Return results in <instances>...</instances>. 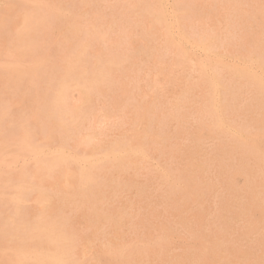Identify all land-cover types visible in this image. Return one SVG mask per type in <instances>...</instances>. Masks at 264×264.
<instances>
[{
    "label": "rangeland",
    "instance_id": "1",
    "mask_svg": "<svg viewBox=\"0 0 264 264\" xmlns=\"http://www.w3.org/2000/svg\"><path fill=\"white\" fill-rule=\"evenodd\" d=\"M19 1L18 0H13V1L12 0H0V126L2 127V128L0 127V129H2V130H0V133H1L0 134V137H1L0 142L1 141L3 142V140L5 141V144H4V142L3 143L1 142L2 143V145H1V143H0V150L2 151L4 149L3 152H0L1 153V155H0V164L1 165L0 166H2V167H0V168H2L0 170L2 171L4 169V170H6L8 172V174H6L7 172L4 171V173L6 174V176H4L5 174L3 173V171L2 172L0 171L1 174H2V175H0L1 176L0 183L2 184V182H3L2 185L0 184V196H2L0 198V204H1L0 205V216H1V213H2V216H1L2 220L0 219V221H1L0 222V228L3 229V227H4V230L0 229V234L3 236L2 237L0 235V239H3V240H0V244L2 245V246L0 245V250H4L6 252V249H7L6 256H7V258H9V260L5 259L6 258L5 257V252L0 251V255H2V256H0V258H1L0 259L1 263L0 264H9V263L12 264L13 263L12 261H14L13 264H16L19 261V259L21 260V263L19 261L18 264H22L23 262L25 263L26 259L27 260L29 259L28 261L26 260V264H31V263L35 264L36 263L35 262L36 259L38 261L41 260L40 262L37 261V263H40V264H46L48 261L51 262L50 261L51 259H52L51 263H54V264H60L61 262H62L61 264H63L64 262H66L64 264H68V263L70 264V262H71V264H75V262L77 264H81V263H83V264H100V261H101L102 264H123L124 262L126 264H133V263L134 264H137V263L138 264H149V263L150 264H160V263L164 264L165 262H166L165 264H183V262H184V264H193V263L194 264H255V262H256V264H258V263L261 264L263 262V264H264V251H262V250H264V245H263L264 244V240H263L264 239V235H263L264 234V228H263L264 225H262V224H264V215H263V213H264V205H263L264 204V196H263L264 195V189H263L264 188V181H263L264 180V157H262L264 155L260 154V153H264V142L262 141L263 139L261 138L260 134H258V131L257 132L254 131L255 129L252 130V131H249L246 128L245 129L242 128V130H243L242 131L240 127H235V126H231V125L229 127L227 123L225 124V121H224L225 118H224V115L222 113L223 110H222L221 106L217 104V100H216L217 99V91H216L217 90V86L215 87V85H217L216 84L217 80H216V76H215L216 72H214V70L216 71V67L220 66V61H217V60H221L223 65H225V63L227 64V62L229 60V56L227 55L228 52H226L227 48L226 47L223 48V46L221 45V42H220L221 38L222 37H224V38L231 37L232 34L237 30L238 27H241V30H243L242 37H243V41H244V46L242 48L241 53H243L244 55L242 54V56H243L242 61L245 62V64H247V66L249 68L251 67L250 69H253V70L263 69L264 70V67H263L264 66V61H263V59H264V55H263L264 54V49H263L264 48V46H263L264 45V39H263L264 38V0H259V2H258V0H151V1L150 0H122V1H125V4H124V2L120 3V2H122L120 0H105V1L102 0L103 2L101 0H97V1L94 0L95 2L93 0H85V1L82 0V2L79 1V0H74V2L72 0H65V1L64 0H45V1L44 0H30L28 2L26 0V1H24L25 4L22 3L23 0H21L22 1V2H20L21 4L19 3ZM54 1H57V2H54ZM62 1L66 2V3H62ZM87 1H89V2L92 1V2L89 3V6H88V2ZM128 1L129 2L131 1V3L129 4ZM108 2H109V5H108ZM117 2H119V3H117ZM42 3H44V4H42ZM45 3H48L47 4L48 6ZM67 3H69V4H67ZM49 4H51L50 6L52 8L49 6ZM59 4H60V6H59ZM70 4H72V5H70ZM94 4L97 5V6H95ZM151 4H153V5H151ZM35 5H37L39 8L43 9V10L39 9V11H40L39 14L37 13L38 12V7H36ZM101 5H103V6L100 7ZM145 5H146V7H145ZM172 5H174V6L172 7ZM56 6H58L59 8L57 9ZM64 6H65V8H64ZM117 6L119 7L120 10L118 9ZM127 6H129V7H127ZM181 6H182V8H181ZM61 7H62V9L60 11ZM85 7H86V9H85ZM89 7H91V8H89ZM98 7L101 10L98 9ZM143 7H145L146 10H144L145 8L143 9ZM148 7H149V9L153 8L152 9L153 12L151 10H149ZM157 7L161 8V9L160 8L158 9L160 11L157 10ZM45 8L47 10H45ZM77 8H78L79 12L81 11L80 13L78 12V10H76ZM112 8H113V10H112ZM137 8H138V10H137ZM141 8H142V10H141ZM56 9L59 10L58 12H60V13L62 12V14H60V13L57 14L56 13L57 12ZM68 9H69L70 13H68L69 12ZM71 9H73V10H71ZM91 9L94 10L93 11L94 13L92 12ZM122 9H124L125 12L127 10V12L125 13ZM135 9H136V11H135ZM180 9L182 11H180ZM34 10L35 11L37 10V11L35 12ZM102 10H103V12L104 11L105 12L104 13L101 12ZM156 10H157V13L155 12ZM184 10L186 12H184ZM32 11H34V12H32ZM47 11L48 12L51 11V12L48 14ZM137 11H139V12L143 11V12L139 13L140 15L143 16V18H142V16L138 17L139 14H137L138 13ZM175 11H176V13H175ZM177 11H180V13H178ZM30 12H31V14H30ZM44 12H46L44 16L40 15L41 13L43 14ZM71 12H72V14H71ZM82 12H84L86 14H84ZM115 12L118 15L117 19H116L117 15L115 14ZM129 12H131V13H129ZM146 12L148 13V15L145 14ZM158 12H160V13H158ZM172 12L175 13V14H173ZM182 12H183V15H182ZM32 13H34L36 15V18L34 17L35 15L32 14ZM63 13H65V14H63ZM95 13H96L97 16L95 15ZM98 13H99V16H98ZM102 13H103L104 17L102 15ZM119 13H120V15H119ZM143 13H144V15H143ZM37 14L39 15L38 18H37ZM55 14L58 15L59 18H57V16H55ZM67 14H69V15L71 14V17H69V15H67ZM89 14L92 15V19H91V17L90 18L88 17ZM122 14L124 16H122ZM125 14H127V17H128L127 19H126ZM155 14H157V15L159 14L158 16H160V19L164 18V19H162L163 21H161L159 18H157L158 16L155 15ZM49 15L51 17H49ZM65 15L69 17V18L66 17L68 20H66ZM74 15L76 17H79L81 15V18H82V15H83L84 19L83 18L82 19L79 18V20H78V18H76V20H74L75 19ZM94 15H95V17H94ZM134 15H136L135 16L136 18L134 17ZM178 15L181 17V19H178V18H180V17H178ZM41 16H42V18L46 17V19L48 17V19L47 20L46 19H42ZM63 16H64V18H63ZM110 16L113 17L112 20H111ZM182 16H184L185 19ZM32 17H34V18H32ZM96 17L98 19H100V20H98ZM133 17H134L135 21H134ZM165 17H166V19H165ZM62 18L64 19V22H66V23L68 22L66 26H65L66 23L63 22ZM72 18H74V19H72ZM154 18L158 19L159 23H157L158 21L155 20ZM52 19L54 21H52ZM59 19H60L61 24L59 22ZM89 19H90V21H89ZM38 20H39V23H38ZM48 20H50V21H48ZM124 20L127 21V22H125ZM136 20H138V21H136ZM174 20H175V22H174ZM74 21L75 22L77 21L76 22L77 24ZM78 21L81 22L80 23L81 26L78 24L79 23ZM186 21H188V22H186ZM71 22L76 24V25L73 27L72 25H74V24H71ZM111 22H112V24H111ZM50 23H52V24H50ZM100 23L102 25H100ZM107 23H109L110 25H108ZM116 23H118L119 26ZM131 23H132V25H131ZM36 24L38 25V28H36L37 27ZM58 24H59V26H58ZM83 24H84V26H83ZM120 24H121V26H120ZM157 24H158V26H157ZM77 25H79L80 27L77 26ZM112 25H113V27H112ZM115 25H117L118 27L115 26ZM177 25H178V27H176ZM24 26H26L28 29L25 27V30H24L23 29ZM33 27H35V29ZM71 27H73V29ZM83 27L85 28L84 30H82ZM90 27H91L92 30L90 29ZM107 27L109 29H107ZM57 28H59V29H57ZM94 28H96L98 30L95 29L96 31L95 30L93 31ZM26 29H27V31H26ZM75 29H78V30H75ZM22 30L25 31V32H22ZM79 30L81 31V33H79L80 32ZM65 31L69 32V33L72 31V34L68 33L70 35V37H69L68 34H66ZM99 31L102 32L103 34L100 33ZM73 32H75V33H73ZM83 32L86 34L87 37L85 35H83ZM114 32L115 33H119L120 32V33L119 34H113ZM149 32H151V35L149 34ZM174 32H176V33L178 32V33L176 34ZM58 33L60 35H58ZM107 33L109 34L111 39L109 37H107V35H108ZM78 34H82V35H80L81 39L79 38ZM90 34H92V35L88 36ZM93 34H97V35L99 34L98 35L99 37H97V35H93ZM143 34H146L145 35L146 37ZM179 34H181L184 38L182 36H180ZM57 35H58V37H57ZM61 35H62V37H60ZM100 35H102V38L100 37ZM177 35H179V36H177ZM207 35H209L210 38ZM84 36H85V38H83ZM93 36H96V37H93ZM105 36H106L108 42H106L107 40H105L106 39ZM112 36H114L115 38L112 37ZM148 37H149V39L150 38H153V39L149 40ZM191 37H192V39H190ZM62 38H63V41H62ZM95 38H97V40ZM82 39H83V41H82ZM87 40H89V43H88ZM116 40L119 41V42H117ZM122 40H123V42H122ZM54 41L57 44H55ZM61 41L63 43H65V45ZM85 42L90 44L91 46L87 45ZM102 42H104V43H102ZM174 42H175V44H174ZM69 43H71V44H69ZM107 43H108V45H107ZM117 43H119V44H117ZM147 43H148L149 46L147 45ZM209 43H211V44H209ZM68 44L71 45V46H69ZM80 44H81V46H80ZM176 44H177V47H176ZM214 44H215V46H213ZM75 45H76L77 48L75 47ZM78 45H79V47H78ZM104 45H106V46H104ZM211 45L214 47V49H213V47ZM115 46H117V47H115ZM262 46H263V48H262ZM70 47H72V49ZM66 48H68V52L69 53H66V51H67ZM79 48L82 49L83 51L79 50ZM86 48H87L88 51L86 50ZM177 48H179L180 50L184 51V54H183L182 51H180ZM208 48L211 49V52H210V50H208ZM29 49L32 50V51H34L33 49H35V51L37 53L33 54V56H32V53H34L35 51L32 52ZM158 49H162V51L164 49L163 54H165V55L162 54L161 50H160L161 51V53H160ZM166 49H167V52H166ZM64 50H66V51H64ZM77 50H78V52H77ZM255 50H257V51H255ZM71 51L74 52V53H72ZM86 51L88 52V54L86 53L87 62H86V58H85V62L87 63V65L91 62L90 63L91 65L89 64V66H86V63H84V60H83L84 57H85L83 55H85ZM177 51H179V52L177 53ZM186 51L188 52V54L186 53ZM222 51H224L225 53L222 52ZM258 51H260V52H258ZM25 52H28L30 56H28V54L25 53ZM213 52H216V53H213ZM49 53H51V55ZM75 53L77 55H79V53H81L80 54L81 56L80 55L79 56H80V59L83 60L82 61L83 64H80V66H82L83 69L80 68L79 63H78L80 61V59H79V61H77L78 59H76V58H79V56L77 57V55ZM103 53L105 55V59L106 60L103 59L104 57H101V56H103ZM223 53L226 54V55H224ZM255 53H256V57L258 59H256V57L254 55ZM106 54L108 55L107 56L108 58L106 57ZM178 54L180 55V57H179ZM186 54L188 56H190V55L191 56L188 57ZM25 55H27V56L25 57ZM65 55H67V56H65ZM74 55H75V58H74ZM96 55H98V56L96 57ZM118 55H120V56H118ZM144 55H145V57H144ZM152 55H154V56H152ZM155 55H157L159 58L156 57ZM214 55L215 56L220 55V57L217 58ZM259 55H260L261 58L259 57ZM35 56H36V58H35ZM68 56H69V58H68ZM93 56L96 57V58H94ZM123 56H125L124 59H123ZM198 56H199L200 60L202 58L204 60L202 59L200 61L198 59ZM207 56H209V57H207ZM112 57H113V59H115V61H112L113 59L111 60ZM168 57H169V59H166ZM191 57H193V58H191ZM97 58L101 60V63H100L99 60H98L99 62L97 61ZM160 58H162V59H160ZM163 58H165V59H163ZM188 58H190L189 60H191V61H188ZM221 58L223 59V61H222ZM251 58H252V60H251ZM259 58H260V60H259ZM65 59H66V61H64ZM68 59L69 60L72 59V60H70L71 62ZM145 59H148V60H145ZM46 60L48 61V63L46 62ZM49 60H50V62H54V63L51 64L49 62ZM73 60L76 61V63H78V65L76 64L75 65L76 67L74 66V68H73L75 70L70 72L69 70L72 69V64L73 65L75 64L73 62ZM108 60L113 63V64H110L111 62L109 63V65L111 67L110 70H109V65H108L109 61ZM117 60H118V62L121 61V65H119L120 63H117ZM123 60L124 61L125 60H127V61L129 60V64L127 63V61H125V63H124ZM174 60H176V61H174ZM195 60L198 61V62H195ZM258 60H259V62L260 61H262V62H260V64H259ZM88 61H90V62H88ZM105 61H106V64H105ZM164 61H166V62H164ZM184 61H186V62H184ZM211 61L213 63H211ZM214 61L215 62L217 61L219 63L215 64ZM60 62H61L62 65H60ZM67 62H68V64H67ZM69 62L72 63V64H69ZM158 62H159L160 65L158 64ZM178 62L179 63L181 62V64H178ZM200 62H202V63H200ZM94 63H96V64H94ZM97 63H98V65L100 67L97 66ZM114 63H116V64H114ZM131 63H133L132 67H131ZM138 63L139 64L141 63V65H139ZM208 63L211 66H209ZM222 63H221V65H222ZM53 64L55 66L54 67L55 69L58 67L55 70L56 72L53 70L54 69L53 66H51ZM146 64L149 65V66H147ZM162 64H163L164 68L162 67ZM184 64H186L185 67H184ZM206 64L208 65V67H207ZM213 64H214V66H213ZM22 65H24V66L26 65V67H25L26 69L24 68V66L21 67ZM69 65L71 66V68L69 67ZM105 65H107L108 67L105 66ZM138 65L140 66V68H139ZM182 65H183V67H182ZM189 65H190L191 68L189 67ZM205 65H206L207 69L210 67L208 69V71L206 70ZM259 65H261L263 68L261 66H259ZM29 66H31V67H29ZM33 66H36L37 68L33 67ZM46 66H48L47 67L48 70L45 69ZM91 66H93V67H91ZM7 67L8 68L10 67V68L8 69ZM42 67L43 68L45 67V68L43 69ZM77 67H78V69H77ZM94 67L99 73L100 72L102 73V75L100 73V75H99L100 77L105 74L103 76L104 78L102 77L103 81L102 80H98V79H101V78H99V76H98L99 73L96 70L95 71L92 70V68L94 69ZM114 67H116V68H114ZM198 67H200L201 69L198 68ZM213 67L215 69H213ZM35 68H36V70H35ZM85 68H86V70H85ZM98 68H100V69L98 70ZM102 68H103L104 71L101 70ZM121 68H123L122 69L124 71L123 74H122ZM193 68H195L194 69L195 71L193 70ZM7 69L9 71H7ZM51 69L53 71H51ZM61 69H65V70H61ZM66 69L69 72L68 74H67V70ZM190 69H191V71H193V73L190 71ZM197 69H199V70H197ZM18 70L20 72H18ZM23 70H24L26 75L23 74L24 73ZM27 70H30L29 71L30 73L33 72V73H31L32 75L28 74L29 72ZM41 70H42V72H41ZM44 70L45 71L47 70V72H44ZM88 70L91 73H89ZM162 70H165V71L163 72ZM10 71H12L13 74ZM37 71L38 72L40 71L41 73L44 72V75H41V73H40V76L41 77L45 76L46 77L45 81H43L45 79V77L44 78L42 77L41 81L39 80V79H41V77H39L37 79V75H38ZM84 71L86 73H84ZM130 71H131V73H130ZM16 72L19 75V77L21 75H24L26 77L22 78V76H21L20 80L11 79L12 77L10 78V76H14L13 78L18 76L17 74H15ZM104 72H106V73H104ZM213 72L215 73V75H214ZM10 73H11V75H10ZM47 73H49V74H47ZM79 73H81V75L84 78V80L82 79L81 75L78 76ZM82 73H84V74H82ZM92 73H93L94 77L91 76ZM132 73H134V74H132ZM173 73H174V75H173ZM182 73L184 74V76L182 75ZM210 73L212 75H210ZM45 74H47V76ZM57 74H59V75H57ZM94 74H96L97 76L94 75ZM169 74L172 75V76H170ZM185 74L187 76H185ZM203 74H206V76H204ZM49 75L51 76V79L47 78ZM84 75H85V77H84ZM129 75L131 77H129ZM27 76L29 78H30V76H32V78L34 76L35 79L30 78V80H29ZM86 76H88V77H86ZM188 76H189V78H188ZM8 77H9V79H8ZM66 77L69 78V79L67 80ZM171 77H173L174 79L171 78ZM70 78L72 80H74V81L71 82ZM85 78H88V79H86V81H87V84L85 83L86 86L83 85V86L88 88V89L85 88L86 91L90 89L89 85L92 87L91 83L94 81V79L91 81V78H96L95 82L93 83V86L94 85L95 86L91 88V90L95 89V90H92V91L95 92V94H94V92H92V94H93L92 95L90 90H89L90 92L88 91L85 94L84 88L77 87V86H80L83 82H85ZM165 78H166V80L167 79L168 80L166 81ZM7 79H8V81H6ZM57 79H58V81H57ZM76 79L77 80L78 79H82V80H80V81L78 80L77 81ZM89 79H90L91 83H90ZM104 79L107 80V82L104 81ZM176 79H177V81H176ZM197 79H198V82H197ZM213 79L216 80V81H213ZM9 80L13 81V84H11L12 82L9 83ZM21 80L25 81V82L22 83V87L23 86L25 87V85H28V86L25 87V90H24V87L21 89ZM62 80L63 81L65 80V82H62ZM128 80H129V82H128ZM146 80H149V81H146ZM178 80L179 81L181 80L182 82L181 81L179 82ZM5 81L8 82L9 84L6 83ZM28 81H29V83H28ZM31 81H32V84L30 85ZM100 81H102V82H100ZM172 81L175 84L171 83ZM60 82H62V83L60 84ZM67 82H71L68 85V87H67V84H68ZM79 82H82V83L80 84ZM24 83H26V84H24ZM41 83H42V86H41ZM47 83H49V84H47ZM55 83H57V84H55ZM73 83L75 84V85H73V87L74 88L77 87V88L74 89L72 87ZM107 83L110 84L109 87H108ZM112 83L114 85H112ZM121 83H122V85H121ZM45 84H47V86ZM62 84L63 85L65 84L66 86L64 85L65 86L64 87ZM99 84H101V85L99 86ZM171 84H172L173 88H172ZM188 84L191 85L190 88H189ZM36 85H37L38 89H36L37 88ZM39 85H40V87H39ZM106 85H107V87H106ZM195 85L198 86V87H195ZM34 86L36 88H34ZM43 86H46V87H44L46 89H44ZM62 86L64 87L63 93L66 96H64L62 94L63 97H59L61 92H62V90H63V89H61V88H63ZM69 86L71 87V89L69 88ZM116 86H118V87H116ZM52 87H54L55 89L54 88L52 89ZM105 87H106V89H103ZM108 88H110V89H108ZM111 88H112V90H111ZM186 88H188V90ZM198 88H200V89L198 90ZM41 89L48 90L47 91L48 96H47V93L45 94L46 91H42ZM56 89L57 90L58 89L61 90L59 95H58V91L59 90L57 91ZM65 89L69 91V92L67 91V94H65V92H66ZM107 89H108V91L109 90L110 91L108 92ZM26 90L29 93H25ZM29 90H31V91H29ZM113 90H114V92H113ZM39 91L41 92L40 95H43V96H38L39 94L36 95V93H40ZM158 91H160V92H158ZM196 91H198V92H196ZM98 92H99V94H98ZM188 92H189V95H188ZM56 93H57L58 97H57V95H55ZM88 93H90V94H88ZM157 93L159 94L160 97L158 96ZM177 93H179V95ZM94 95L98 96V97H95ZM166 95H167L168 98L165 97ZM52 96H53V98H56L55 99V100H57L56 102L53 100ZM156 96H158L159 98L156 97ZM191 96L194 99H192ZM40 97H43V98L45 97L44 98L45 100L40 98ZM64 97H65V99L67 98L66 101H63ZM87 97L88 98L90 97V98L88 99ZM61 98L63 100H61ZM36 99H38L40 102L42 101L43 104L40 103L38 100H37L38 101L37 102ZM59 99L62 101V104H61V101H60V103L58 102ZM167 99L170 100L171 102L168 101ZM178 99L181 100V101H179ZM195 99H196V101H195ZM201 100H202V102H201ZM35 101H36V104H35ZM203 101H205V103ZM161 102H162V104H161ZM56 103H59L58 104L59 106L56 105ZM188 103H189V105H188ZM194 103H196V105ZM206 103H207V105H206ZM54 104H55V106H54ZM63 104H65V105L63 106ZM155 104H156L157 108H156ZM46 105H48V106L46 107ZM51 105H53V106H51ZM61 105L64 107V108L62 107L63 109H65V108L66 109L65 110H61L62 109ZM79 105H81V107L84 108V109H82ZM158 105H159V107H158ZM178 105H179L180 108L178 107ZM43 106H45V109H47L49 107L48 111L45 110ZM161 106H163V107L161 108ZM174 106L177 107V108H174ZM52 107L53 108L54 107H60L59 110L56 109L54 111L56 113H53V115L55 114L54 115L55 117H58L57 119L54 118V116H52V114H51L53 112V110H54ZM200 107H201V109H200ZM50 108H52V109H50ZM196 108H198V109H196ZM217 108L219 110H221L222 112L217 110ZM77 109L78 110H83L82 113L77 114V112H80ZM32 110H34V111L31 112ZM60 110H61L62 113L63 112L66 113L67 112L68 114H62L61 113L62 114L61 115L58 112ZM169 110H171L173 113L171 111L169 112ZM45 111H47L46 114L49 115L50 117L49 116L47 117V115L44 116L45 115L44 114ZM68 111H70L72 113H69ZM41 112H43L44 115ZM57 112H58V114H57ZM205 113H206L207 116L205 115ZM32 115H34V116H32ZM40 115H42V117ZM64 115H65V117L63 118V120H60V119H62V117ZM156 115L158 117H156ZM166 115H167L168 118L166 117ZM169 115L170 116L172 115V116L170 117ZM173 115H174V117H173ZM184 115H185V117H184ZM38 116H40V117H38ZM119 116H120V118H119ZM161 116H162V119H161ZM222 117H223V119H222L223 120L222 121L223 124L220 121ZM39 118L42 120V122H41V120ZM42 118H45V119L43 120ZM51 118H53V119H51ZM72 118H74L73 122H72V120L70 121V119H72ZM151 118H153V119H151ZM159 118H160V120L162 122L160 120H158ZM176 118H178V120ZM183 118H184V120H183ZM47 119H48V121H47ZM199 120L201 121L200 123H198ZM149 121L152 122L153 124L150 123ZM40 123H42L43 128H42V126H40L41 125ZM57 123H59V124H57ZM63 123L65 124V126L63 125ZM115 123H116V125H114ZM123 123H126V124H124V127H123ZM181 123H183V124H181ZM188 123L190 125H187ZM144 124H145V126H144ZM179 124L181 125V127H180ZM193 124L194 125L196 124L195 125V129L193 128L194 127ZM219 124L221 126H219ZM110 125H111L112 128L110 127ZM157 126L159 128H157ZM186 126L190 127V129L188 127H187L188 128L187 129ZM117 127H118V129L115 130V128H117ZM149 127H151V128H149ZM179 127H180V129H179ZM220 127H222V129ZM109 128H111L112 130L109 129ZM144 128H146V129H144ZM155 128H157V129H155ZM173 128H175V129H173ZM151 129H152V131H150ZM181 129L183 131H185L186 135ZM193 129H194V131H193ZM225 129H227V130H225ZM231 129H233V130H231ZM27 130L28 131L32 130V131H30L29 134H28ZM48 130L51 131V132L53 131V133H50ZM102 130H103V132H102ZM109 130H110V132H109ZM117 130H121V131H117ZM145 130H147V131H145ZM148 130H149V132H148ZM221 130L223 132H220ZM33 131H35L36 133L33 132ZM123 131L125 133H123ZM178 131H179V133H178ZM191 131H193V133ZM143 132H145V133H143ZM152 132L155 133V134H153ZM217 132H218V134L220 133V135L216 134ZM245 132L247 133V135H246ZM121 133H123V134H121ZM146 133H148V134L146 135ZM157 133L160 135V137L158 136ZM221 133H222V135H221ZM224 133L226 135H224ZM238 133L239 134L242 133L241 136ZM50 134H52L54 137L52 135L50 136ZM94 134L97 135V136L95 137ZM106 134H107V136H106ZM119 134L122 135V136H120ZM156 134H157V136H156ZM249 134H251V136H249ZM47 135H48V137H47ZM99 135H100L101 138L98 137ZM125 135H128V136H125ZM244 135H245V138H242ZM111 136H112V138H111ZM191 136H193V137H191ZM51 137H53V138H51ZM143 137H145V138H143ZM152 137H154L153 140H151ZM219 137H221V139ZM249 137H252V138L249 139ZM26 138L29 141L26 140ZM46 138H47V140H46ZM108 138H109V140H108ZM115 138H116V140H115ZM127 138H129V139H127ZM52 139H54V140H52ZM103 139H106V141L103 140ZM100 140H103V141L100 142ZM141 140H142V142H141ZM206 140L207 141L209 140V141L207 142ZM26 141H27L28 145H27ZM30 141L31 142L34 141L33 143H38L37 146H34L35 149L32 148L33 143H32V145L30 147V145H29ZM52 141H54V142H52ZM63 141H66V142H63ZM104 141H105V145H104ZM119 141H121V142H119ZM200 141L201 142L203 141V142L201 143ZM140 142H141V145H140ZM150 142H152V143H150ZM63 143H64V145H63ZM67 143H68V145H67ZM98 143H99V146H97ZM100 143H101V145H100ZM115 143H116V145H115ZM122 143H123V145L126 148L124 147V149H122L123 148ZM142 143H143L144 147H143ZM153 143H155V145H153ZM157 143H159L160 146L157 145ZM182 143H183L184 146L182 145ZM194 143H195V145H194ZM197 143H199L200 145H197ZM206 143H207V145H206ZM250 143H252V144H250ZM59 145L61 147H59ZM65 145H67V146H65ZM138 145H140L142 148H140V146H138ZM204 145H205L206 148H204ZM38 146H39V149L37 148ZM57 146H58V148H57ZM62 146H63V148H62ZM64 146L66 148L70 147L71 149H67L68 151L67 150L65 151L66 148ZM111 146H113L112 150L115 149L119 153H117L115 151L114 152L110 151ZM114 146H115V148H114ZM118 146L120 147V151L122 152V156H121V152L119 151ZM127 146H128V148H130V150L127 149ZM132 146H133V148H132ZM152 146H154V148ZM162 146H164V147H162ZM220 146H222V148ZM238 146L241 147V148H238ZM251 146L253 147V151H252V147ZM44 147H46V148H44ZM98 147H100V148H98ZM218 147H219V149H218ZM254 147L257 148L258 151L255 150ZM52 148L54 150H51ZM138 148H140V149H138ZM145 148H147L148 150L145 149ZM223 148H224V152H226L225 154L223 152ZM225 148H228V149H225ZM236 148H238V149H236ZM103 149H104V151H103ZM132 149L133 150H137L139 154L137 152H135V151H134V153H136V154L132 153L133 152ZM177 149H178V151H177ZM205 149H207V150H205ZM213 149L216 152L213 151ZM60 150H62L64 152H61ZM74 150H75V152H74ZM93 150H95V152H93ZM128 150H129V152H128ZM142 150H144V151H142ZM191 150L193 151V153H192ZM198 150H201L202 152L201 151L197 152ZM208 150L211 153L208 152ZM228 150H231V151H228ZM33 151L34 152L37 151V152H39V154L41 153L42 155L41 154L39 155L38 153H34ZM54 151H56V152H54ZM108 151L110 152L109 153L110 155L108 154ZM130 151H132V152L130 153ZM166 151H168V152H166ZM227 151L229 152V154H228ZM99 152H101V153H99ZM123 152L124 153L127 152V153L123 154ZM140 152H142L141 153L142 156H141ZM143 152L145 153V155L143 154ZM179 152H180V155H179ZM230 152H231V154H230ZM64 153H66L67 156ZM216 153H218V154H216ZM113 154L115 155L116 158L120 157L119 161H118V159H116L114 157ZM132 154H133V157H132ZM212 154L213 155L215 154V155H218V156H215V155L213 156ZM244 154L245 155L248 154V155H246L247 157H245ZM69 155H70L71 158L69 157ZM134 155H136L137 157H135ZM143 155H144V157H143ZM146 155H147V157H145ZM177 155L179 157L180 156L181 157L179 158ZM190 155H193V156H190ZM224 155H226L227 158ZM231 155H232V158H231ZM1 156H2V158H1ZM33 156H34V158H32ZM88 156L91 157V160H90V157L88 158ZM108 156L109 157L111 156L110 159H108L109 158ZM139 156H141V157L139 158ZM96 157L98 159L99 158H101V159L98 160V159H96ZM149 157H150V159L151 158L152 159L150 160ZM196 157L197 158L199 157V158L196 159ZM216 157H218V158L220 157L219 158L220 160L218 158L215 159ZM257 157H258V159H257ZM93 158H94V161H93ZM145 158H146V160H145ZM222 158H223V161H222ZM250 158H251V160H250ZM2 159H4V160H2ZM36 159H37V161H36ZM39 159H42V161H40ZM120 159L124 160V161H120ZM255 159H256L257 162H260V163H256ZM25 160H26V162H28L27 164L24 163ZM45 160H46V163H45ZM113 160H115V162H113ZM225 160L227 161V163H226ZM233 160H234V162H233ZM240 160H242V161H240ZM3 161L5 163H7V164H5V163L3 164L2 163ZM90 161H91V164H90ZM147 161L150 162V163H148ZM237 161H239V162H237ZM35 162H36V164H35ZM38 162H40V163L42 162V163L38 164ZM47 162H48V164L49 163L50 164L48 165ZM82 162H83V164H82ZM137 162H138V164H137ZM142 162L144 163V165H143ZM218 162H219V166H218ZM231 162H232V164H231ZM131 163H133V164H131ZM201 163H203V165ZM51 164L54 165L55 169L51 170L52 167H53ZM92 164H94V165H92ZM124 164H126V165H124ZM134 164L136 166H134ZM172 164H174V165L172 166ZM230 164H231V167H230ZM241 164H242V166H241ZM50 165H51V167H50ZM167 165H169V166L167 167ZM214 165L217 167V169H216V167ZM262 165H263V167H262ZM8 166H10V167H8ZM22 166H23V168L26 171L22 170V173H20L21 170L19 171V169H21ZM41 166H42V168L44 167V169H42ZM87 166H89V168L91 170H89V168H87ZM109 166H111V167H109ZM112 166H113V168H112ZM147 166H149V167H147ZM233 166H235V167L233 168ZM246 166H247V168H246ZM38 167H40V168L38 169ZM47 167L50 170L47 169ZM115 167H116V169H115ZM122 167H124V168H122ZM126 167H127V169H126ZM226 167H227V170H226ZM238 167H240V168H238ZM152 168H153V170H152ZM159 168H160V170H159ZM255 168H257V170ZM9 169H10V171H13V172L9 173ZM35 169H37L38 171H36ZM41 169L44 170V171H41ZM45 170H47L48 172L45 171ZM95 170H96V172L94 173ZM34 171H36V172H34ZM50 171H53V172L50 173ZM91 171L93 173V176H92ZM131 171H132V173H131ZM234 171H235V174H234ZM260 171H261V175H260ZM26 172L30 176L27 175ZM57 172L59 174L60 173L61 174L59 175ZM45 173H47L48 176H46L47 174H45ZM49 173L52 174V175H50ZM23 174L24 175L26 174V176H24ZM70 174L72 175L71 178H70ZM133 174L134 175L136 174V176H134ZM158 174H159V176H158ZM165 174L167 176V179H165L166 178ZM20 175H23V176L21 177ZM61 175L63 176V178H62ZM86 175L89 176L88 178L90 179V182L92 183L91 184L92 186L89 185V180L88 179H86V180L83 179V176H84V178L87 177ZM110 175H112V177ZM195 175L197 176L198 179L195 177ZM245 175L248 176V177H246ZM4 177L6 178L7 181L5 180ZM9 177H10L11 182L13 181L12 183L8 179ZM28 177H29V179H28ZM41 177H42V180L39 179ZM90 177H92L93 180H94V177H95V182H97L98 184L95 183L94 181H91L92 178H90ZM96 177H97V179L99 178L98 181L96 180ZM148 177L150 179H148ZM73 178L75 179V181H74ZM207 178L210 179V180H208ZM229 178L232 181L229 180ZM244 178H246V179H244ZM1 179H3V180L1 181ZM78 179H81V180H78ZM100 179L101 180L103 179L104 181L103 180L100 181ZM110 179L113 181V183L111 182ZM185 179H186V181H185ZM196 179H197V182H196ZM219 179H220V181H219ZM21 180L24 181V182H22ZM28 180L32 181V182H28ZM82 180H83V182H82ZM169 180H170L171 184L169 183ZM179 180H181V181H179ZM203 180H205V181H203ZM206 180H207V183H206ZM228 180H229V182H228ZM80 181L82 183H84V182L85 183L82 184ZM26 182H28V183H26ZM162 182H163V184H161ZM231 182H233V183H231ZM258 182L259 183L262 182V183L259 184ZM29 183H33L34 185L33 184H29ZM135 183H137V184H135ZM177 183H179V184L177 185ZM192 183H195V185L192 184ZM249 183H250V185H249ZM15 184H16V186H15ZM19 184L22 187V190H20L22 192L21 194L19 193L20 191H18L19 189H21ZM25 184H27V186ZM28 184L31 185V186H28ZM51 184H53V185H51ZM93 184H95L96 187ZM105 184H108V185H105ZM174 184H175V188L176 189L174 188ZM210 184H211V186H210ZM257 184H258V186H257ZM23 185H25V186H23ZM69 185L71 187H73V188H71ZM114 185L117 186L116 189H115ZM244 185H245V187H244ZM90 186H91V188H90ZM109 186H111L113 190ZM122 186H123V188H121ZM226 186L227 187L230 186V187L227 188ZM37 187L42 188V190L38 189ZM57 187H58V189H57ZM88 187L90 188L89 191H88V189H89ZM93 187H94V189H93ZM254 187L257 188V189H255ZM66 188H68V189H66ZM147 188H149V189H147ZM167 188H168V190H167ZM216 188H218V189H216ZM1 189H3V190H1ZM44 189H45V191L46 190L49 191V193L45 192ZM191 189H192V191H191ZM78 190H80V191H78ZM96 190H98V191H96ZM171 190H172L173 195L171 193ZM188 190L190 191V193H189ZM91 191H93V193ZM184 191H185V193H184ZM249 191L252 194L249 193ZM60 192H62V193L60 194ZM81 192H85L86 195L84 193H81ZM109 192L111 194H113L114 197L112 195H110ZM179 192H181L180 193L181 195L179 194ZM199 192H201V193H199ZM231 192H233V193L231 194ZM44 193H46V194H44ZM78 193H81V194H78ZM87 193H88V195H87ZM160 193H161V195H160ZM174 193H175V195H174ZM248 193H249V195H248ZM50 194H51V196H49ZM63 194H65L64 197L62 196ZM69 194H70V196L72 194H74V195L69 197ZM164 194H165V196H164ZM193 194L194 195L196 194V195L194 196ZM200 194H202V195H200ZM56 195H57V197H56ZM232 195H233V197H232ZM250 195L253 196V197H250ZM256 195L259 197V199H258V197ZM96 196L98 197V200L96 199L97 198ZM167 196H169V197L167 198ZM228 196H230V197H228ZM192 197H194L195 199L192 198ZM222 197H223V199H222ZM255 197H256L257 200L255 199ZM225 198H227V199H225ZM238 198H240L239 199L240 201L238 200ZM61 199H62V201H61ZM124 199H125L126 202L124 201ZM127 199H128V201H127ZM156 199L158 200L159 203L157 202ZM232 199H234V201ZM235 199H236V201H235ZM253 199H255V201ZM161 200H162V202H161ZM194 200H196V201H194ZM248 200L250 201V205L248 203L249 202ZM223 201H224V203H223ZM258 201L260 203H258ZM61 202H62V204H61ZM183 203H184V205H183ZM60 204H61V206H60ZM152 204L154 205V207H153ZM168 204H170V205H168ZM227 204H229V205H227ZM254 204H256V205H254ZM145 205L148 206V207H146ZM218 205H221V206L218 207ZM57 206H59V207H57ZM229 206L232 209H230ZM257 206H258V208H257ZM68 207H69V209H68ZM155 207H157V208H155ZM227 207H228V209H227ZM252 207H253V209H252ZM246 208H247V210H246ZM101 209H102V211H101ZM99 210H100V212H98ZM123 210H124V212H122ZM140 210H141V213H140ZM148 210H149V212H148ZM151 210H152V212H151ZM242 210L244 212H242ZM58 211H59V213L56 215V213ZM125 211H126V213H125ZM253 211H255V212H253ZM216 212H217V214H216ZM218 213H219L220 216L218 215ZM243 213L244 214L248 213V214L244 215ZM103 214H105L106 216H104ZM108 214H110V215H108ZM196 214H197V216H196ZM241 214H243L244 216L242 217ZM183 215H185V217ZM223 215H224V217H223ZM251 215H252V217H251ZM41 216H44V217L46 216V218H44V217L42 218ZM126 216H128V217H126ZM229 216H230V219H229ZM54 217L55 218L57 217V219L59 217L60 218L57 220ZM169 217H171V218H169ZM214 217H215V219H214ZM236 217L237 218L240 217L239 220L235 219ZM62 218L64 219L63 220L64 222L66 221L65 224H63L64 222L61 221ZM104 218H105V220H104ZM37 219H38V222H37ZM47 219H48L49 222L47 221ZM119 219H122V221L119 220ZM154 219H155V221H154ZM15 220L16 221L18 220V221L16 222ZM40 220L42 221V224L45 223V225H47V226H44V224L42 225ZM100 220H101V222H100ZM178 220H180V221H178ZM220 220H221V222H220ZM223 220H224V222H223ZM255 220H256V222H255ZM112 221H113L114 224L111 223ZM145 221H146L147 225L145 224ZM157 221H158L159 225H158ZM246 221H248V222H246ZM19 222H21V223H19ZM25 222H26L27 226H25L26 225V224H24ZM143 222H144V224H143ZM227 222H229V224H226ZM86 223H87V226H86ZM95 223H97L98 225L95 224ZM116 223H117V226L115 225ZM197 223H199V224H197ZM1 224H3L2 227H1ZM21 224L23 226V229H22ZM28 224L30 226L33 225V224L35 225V226H33L35 232L33 231V228L31 230L32 226L29 228ZM210 224H211V226H210ZM249 224H251V225H249ZM192 225H193V228H192ZM223 225H225V226H223ZM11 226H13V227H11ZM39 226H40V228H39ZM50 226H53V228H51ZM62 226H64V227H62ZM187 226H189V227H187ZM238 226H240V228ZM16 227L18 229H20V230L15 229ZM46 227L47 228L49 227V230L46 231V229H47ZM148 227H150V228H148ZM253 227H255L256 229L253 228ZM257 227L259 228V230H258ZM25 228H27L26 231L24 230ZM55 228H56V230L53 232V230ZM163 228H165L166 231H164L165 229H163ZM170 228L171 229L173 228V230H170ZM235 228H236V230H235ZM36 229L37 230L42 229V230L37 231ZM50 229L51 230L53 229V230L51 231ZM57 229L62 231L64 235L62 234V232H60L61 233L60 234L59 230H57ZM151 229H154V230L152 231ZM167 229H169V230H167ZM159 230L160 231L162 230L160 232V234H158ZM217 230H219V231H217ZM228 230L230 232H228ZM41 231H43V232H41ZM56 231H58V232H56ZM116 231H117L118 235H117ZM126 231L128 232V234H127ZM132 231H133V233H132ZM171 231L174 232V233H172ZM179 231H180V233H179ZM242 231H244V233ZM256 231H257V233H256ZM26 232L28 234H30V232H31L30 235L26 234V236H24L25 238L27 237L26 238L27 241H26V239H24V237L22 235L23 233L25 235ZM33 232H34V234H32ZM44 232H45L46 235L48 233V237L44 236L45 235ZM165 232H167V234H165ZM195 232H196V234H195ZM200 232H203V233H200ZM35 233H36V235H38V238L35 235ZM55 233H58V234H55ZM181 233L183 235L180 236ZM185 233H187L189 235V237H187L188 235L185 234ZM259 233H261V236H260ZM49 234L53 235V236L50 237ZM65 234H66V236H65ZM148 234H149V236H147ZM240 234H243V235H240ZM115 235H117V236H115ZM202 235H203V237H202ZM31 236H33V237H31ZM61 236H63V237L61 238ZM68 236L72 240H70L68 238ZM128 236H130V237H128ZM135 236H136V238H135ZM213 236H215V237H213ZM21 237L23 239L22 241L19 240V239H21ZM28 237H29V239H28ZM40 237H42V238H40ZM54 237H55L56 240L53 239ZM56 237L57 238H61V240L57 239ZM64 237L67 238L66 240L69 239L68 243H67L66 240L65 241L63 240ZM166 237H167V239H166ZM112 238L115 240V242L113 241ZM121 238H124V239H121ZM164 238H165V240H164ZM213 238H215V239L213 240ZM242 238L244 240H241ZM14 239H16V240H14ZM30 239H31V241H29ZM36 239H39L40 244H39V242H37ZM44 239H46V240H44ZM208 239H210V240L212 239L211 240L212 243ZM18 240L20 241V244H18V242H19ZM154 240H156V241H154ZM246 240L248 242H246ZM42 241H46V243H44ZM85 241H86V243H84ZM198 241H199V243L201 245L198 243ZM3 242H4V244H3ZM21 242H26L27 246H25V243H23L21 245ZM49 242L53 246H56L57 248L53 247L52 245H50ZM70 242H71V244H70ZM163 242H167V243H164L165 244L164 245ZM260 242L261 243L263 242V243L261 244ZM47 243H48V246H47ZM54 243H55V245H54ZM207 243H209V244H207ZM63 244L68 245V246L71 245V246L67 247V249H69V250H67V252H69V251H71V252L67 253L65 251L66 250V246L63 245ZM89 244H90V246H89ZM156 244H158V245H156ZM167 244H168V246H166ZM170 244H172L173 246L170 245ZM219 244H221V246ZM240 244H242V245H240ZM31 245L33 247H35V251L37 250L35 253H33L34 252V248L31 247ZM38 245H40V247ZM62 245L64 246V249H65L64 251H63V249H60V248H63ZM92 245H94V246H92ZM163 245H164V247H163ZM108 246H109V248H108ZM157 246H159V247L157 248ZM101 247H102L103 250L101 249ZM120 247H122V248L120 249ZM126 247H127V249H126ZM203 247H204V249H206L207 252L203 249ZM32 248H33V250H32ZM70 248L71 249L73 248V249L71 250ZM111 248H112V252L113 253L111 252ZM167 248H169L170 250L167 249ZM221 248H222V250H221ZM13 249H14V251H13ZM29 249H31L32 252H30ZM153 249H156V250H154L155 252L153 251ZM209 249H211L213 252L211 250H209ZM9 250H11V253L9 252ZM38 250L40 252H38ZM54 250H55L56 253L53 252ZM105 250H106V252H105ZM12 251L13 252L16 251V253H17L16 257H14L15 255H13V254H15V253H13ZM19 251H21V253ZM27 251H29V253H31V254H28ZM60 251H63L64 253L62 252V253L59 254ZM118 251H120V252H118ZM136 251H137V253H136ZM254 251H256V252H254ZM23 252H25L26 255H30L31 257L32 256L33 257L32 258L30 256L28 257V256L24 255L25 253H23ZM41 252H43V253H41ZM128 252L129 253L132 252L131 255H129ZM166 252H168L169 254L166 253ZM181 252H182L183 256H182ZM204 252H206V254ZM47 253H50L51 256H49L50 254H47ZM70 253H72V255H70ZM143 253H145V254L143 255ZM161 253H162V255H161ZM245 253H246V255H245ZM255 253H256V255H255ZM39 254H41L42 257L37 256ZM44 254H46V255H44ZM120 254H123V255H120ZM125 254L128 257L129 256L130 257L128 258L127 256H125ZM154 254H155V256H154ZM238 254H240V255H238ZM3 255H4V257H3ZM34 255L36 256L35 257L36 259L34 258ZM43 255H44V257H43ZM52 255H53V257H55V255H57L56 257L59 260H57L56 257L55 258H51ZM58 255L62 256V257L59 256L61 259L58 257ZM145 255L147 256L146 257V261H145ZM188 255H189V257H188ZM212 255H213V257H212ZM46 256H47L48 259L45 258ZM63 256H64V258H63ZM69 256H72V257L74 256V257L72 258V257H69ZM122 256H123V258H122ZM221 256H222V258H221ZM225 256H227V257H225ZM21 257H23V259H21ZM38 257H40L41 259L38 258ZM68 257H69V259H68ZM125 257H127V258H125ZM255 257H257V258H255ZM261 257H263V258H261ZM13 258H16L17 261H16V259L13 260ZM42 258H44L46 260L45 261L46 263L42 262L44 260ZM83 258L85 260V263H84V260L81 261ZM178 258H180V259H178ZM244 258H246V259H244ZM10 259H12V260L10 261ZM33 259H35V260H33ZM187 259H188V261H187ZM220 259H221V261H220ZM252 259H253L254 263H252ZM31 260L33 262H35V263L31 262ZM56 260H57V262H53V261H56ZM63 260H65V261H63ZM175 260H177L176 261L177 263L175 262ZM180 260L182 262H180ZM15 261H16V263H15ZM58 261H60V262L58 263ZM96 261H97V263H96ZM151 261L153 263H151ZM216 261H218V262H216ZM49 262H48V264H51Z\"/></svg>",
    "mask_w": 264,
    "mask_h": 264
},
{
    "label": "bare ground",
    "instance_id": "2",
    "mask_svg": "<svg viewBox=\"0 0 264 264\" xmlns=\"http://www.w3.org/2000/svg\"><path fill=\"white\" fill-rule=\"evenodd\" d=\"M12 1H13V0H12ZM18 1H19V0H18ZM24 1H26V0H23V2L20 0L19 3H20V2L24 3ZM27 1L29 2L30 0H27ZM44 1H45V0H44ZM64 1H65V0H64ZM72 1L74 2V0H72ZM79 1L82 2V0H79ZM84 1H85V0H84ZM93 1H94V0H93ZM96 1H97V0H96ZM101 1H102V0H101ZM104 1H105V0H104ZM120 1H122V0H120ZM150 1H151V0H150ZM38 2H39V1H38ZM48 2H49V1H48ZM54 2H57V1H54ZM87 2H88V6H89V3L92 2V1H90V2L87 1ZM94 2H95V1H94ZM94 2H93V3H94ZM99 2H100V1H99ZM102 2H103V1H102ZM109 2H110V1H109ZM109 2H108V5H109ZM115 2H116V1H115ZM123 2H124V4H125V1H122V2H120V3H123ZM128 2H129V1H128ZM135 2H136V1H135ZM137 2H138V1H137ZM146 2H147V1H146ZM153 2H154V1H153ZM174 2H175V1H174ZM174 2H173V3H174ZM244 2H245V1H244ZM258 2H259V0H258ZM260 2H261V1H260ZM51 3H52V2H51ZM62 3H66V2H63V1H62ZM70 3H71V2H70ZM79 3H80V2H79ZM110 3H111V2H110ZM117 3H119V2H117ZM130 3H131V1L129 2V4H130ZM141 3H142V2H141ZM17 4H18V3H17ZM20 4H21V3H20ZM24 4H25V3H24ZM42 4H44V3H42ZM42 4H41V5H42ZM45 4L47 5L48 3H45ZM67 4H69V3H67ZM84 4H85V3H84ZM95 4H96V3H95ZM95 4H94V5H95ZM127 4H128V3H127ZM127 4H126V5H127ZM146 4H147V3H146ZM178 4H179V3H178ZM37 5H38V4H37ZM37 5H35V6L38 7ZM41 5H40V6H41ZM50 5H51V4H49V6H50ZM53 5H54V4H53ZM53 5H52V6H53ZM70 5H72V4H70ZM77 5H78V4H77ZM85 5H86V4H85ZM91 5H92V4H91ZM151 5H153V4H151ZM43 6H44V5H43ZM47 6H48V5H47ZM59 6H60V4H59ZM65 6H66V5H65ZM65 6H64V8H65ZM67 6H68V5H67ZM95 6H97V5H95ZM95 6H94V7H95ZM98 6H99V5H98ZM102 6H103V5H101L100 7H102ZM113 6H114V5H113ZM122 6H123V5H122ZM129 6H130V5H129ZM129 6H127V7H129ZM131 6H132V5H131ZM147 6H148V5H147ZM149 6H150V5H149ZM159 6H160V5H159ZM173 6H174V5H172V7H173ZM184 6H185V5H184ZM50 7H51V6H50ZM56 7H57V9L59 8L58 6H56ZM68 7H69V6H68ZM117 7H118V6H117ZM117 7H116V8H117ZM141 7H142V6H141ZM145 7H146V5H145ZM145 7H143V9H144ZM150 7H151V6H150ZM152 7H153V6H152ZM176 7H177V6H176ZM46 8H47V7H46ZM46 8H45V10H47ZM51 8H52V7H51ZM64 8H63V9H64ZM89 8H91V7H89ZM89 8H88V9H89ZM135 8H136V7H135ZM138 8H139V7H138ZM138 8H137V10H138ZM159 8H160V7H157V10H158ZM181 8H182V6H181ZM39 9L41 10L42 8H39V7H38V12H37L38 14L40 13ZM57 9H56V10H57ZM61 9H62V7L60 8V11H61ZM66 9H67V8H66ZM66 9H65V10H66ZM85 9H86V7H85ZM98 9H100V8L98 7ZM105 9H106V8H105ZM107 9H108V8H107ZM110 9H111V8H110ZM110 9H109V10H110ZM118 9H119V7H118ZM131 9H132V8H131ZM148 9H149V7H148ZM152 9H153V8H152ZM152 9H149V10L152 11ZM154 9H155V8H154ZM160 9H161V8H160ZM173 9H174V8H173ZM175 9H176V8H175ZM183 9H184V8H183ZM42 10H43V9H42ZM49 10H50V9H49ZM71 10H73V9H71ZM76 10H78V8H77ZM76 10H75V11H76ZM81 10H82V9H81ZM89 10H90V9H89ZM91 10H92V9H91ZM100 10H101V9H100ZM112 10H113V8H112ZM119 10H120V9H119ZM119 10H118V11H119ZM122 10L125 12L124 9H122ZM141 10H142V8H141ZM144 10H146V8H145ZM149 10H148V11H149ZM157 10L155 11L156 13H157ZM176 10H177V9H176ZM34 11H35V10H34ZM34 11H32V12H34ZM36 11H37V10H36ZM36 11H35V12H36ZM52 11H53V10H52ZM58 11H59V10H57V12H56L57 14L60 13V12H58ZM63 11H64V10H63ZM68 11H69V9H68ZM82 11H83V10H82ZM86 11H87V10H86ZM93 11H94V10H92V12H93ZM107 11H108V10H107ZM115 11H116V10H115ZM130 11H131V10H130ZM133 11H134V10H133ZM135 11H136V9H135ZM135 11H134V12H135ZM148 11H147V12H148ZM158 11H160V10H158ZM180 11H182V10L180 9ZM180 11H177V12L180 13ZM47 12H48V11H47ZM50 12H51V11H50ZM50 12H48V14H49ZM78 12H79V10H78ZM80 12H81V11H80ZM80 12H79V13H80ZM97 12H98V11H97ZM101 12H103V10H102ZM104 12H105V11H104ZM104 12H103V13H104ZM108 12H109V11H108ZM111 12H112V11H111ZM116 12H117V11H116ZM116 12H115V14L117 15L118 12H117V13H116ZM119 12H120V11H119ZM126 12H127V10H126ZM126 12H125V13H126ZM137 12H138L137 14H139V13H141V12H143V11H141V12L137 11ZM147 12H146L145 14L148 15L149 12H148V13H147ZM152 12H153V11H152ZM173 12H174V11H173ZM173 12H172V13H173ZM184 12H186V11L184 10ZM27 13H28V12H27ZM45 13H46V12H44L43 14L41 13L40 15L44 16ZM54 13H55V12H54ZM68 13H70V11H69ZM82 13H84V12H82ZM82 13H81V14H82ZM93 13H94V12H93ZM103 13H102V15H103ZM129 13H131V12H129ZM158 13H160V12H158ZM175 13H176V11H175ZM175 13H173V14H175ZM30 14H31V12H30ZM32 14H34V13H32ZM38 14H37V18H38V16H39ZM52 14H53V13H52ZM60 14H62V12H61ZM63 14H65V13H63ZM71 14H72V12H71ZM71 14H70V15L67 14V15H69V17H71ZM84 14H86V13H84ZM123 14H124V13H123ZM123 14H122V16H124ZM135 14H136V13H135ZM150 14H151V13H150ZM173 14H172V15H173ZM184 14H185V13H184ZM188 14H189V13H188ZM34 15H35V14H34ZM95 15H96V13H95ZM95 15H94V17H95ZM116 15H115V16H116ZM119 15H120V13H119ZM129 15H130V14H129ZM132 15H133V14H132ZM139 15H140V14H139ZM139 15H138V17H141V16H142V15H140V16H139ZM143 15H144V13H143ZM152 15H153V14H152ZM155 15H157V14H155ZM158 15H159V14H158ZM158 15H157V16H158ZM182 15H183V12H182ZM42 16H41V18H42ZM55 16H57V18H59L58 15L55 14ZM74 16H75V15H74ZM74 16H73V17H74ZM96 16H97V15H96ZM98 16H99V13H98ZM111 16H112V15H111ZM111 16H110V17H111ZM125 16H126V19H127V18H128V17H127V14H125ZM130 16H131V15H130ZM135 16H136V15H134V17H135ZM157 16H156V17H157ZM164 16H165V15H164ZM34 17L36 18V15H35ZM34 17H32V18H34ZM49 17H51V16L49 15ZM60 17H61V16H60ZM66 17H68V16L65 15V18H66ZM69 17H68V18H69ZM84 17H85V16H84ZM86 17H87V16H86ZM88 17H89V18L91 17V19H92V15L89 14ZM103 17H104V15H103ZM117 17H118V15L116 16V19H117ZM134 17H133V19H134ZM173 17H174V16H173ZM175 17H176V16H175ZM178 17H180V16L178 15ZM182 17L185 19L184 16H182ZM63 18H64V16H63ZM63 18H62V20H63V22H64V19H63ZM76 18H78V20H79V18L82 19V18H83V15H82V18H81V15H80L79 17H76V16H75V19H74V18H72V19L76 20ZM96 18H97V17H96ZM96 18H95V19H96ZM135 18H136V17H135ZM142 18H143V16H142ZM157 18L160 19V16H158ZM161 18H162V17H161ZM42 19H46V17H45V18H42ZM47 19H48V17H47ZM47 19H46V20H47ZM49 19H50V18H49ZM72 19H71V20H72ZM83 19H84V18H83ZM85 19H86V18H85ZM93 19H94V18H93ZM97 19H98V18H97ZM112 19H113V17H111V20H112ZM118 19H119V18H118ZM121 19H122V18H121ZM133 19H132V20H133ZM154 19L158 21V19H156V18H154ZM162 19H164V18H162ZM162 19H160V20L163 21ZM165 19H166V17H165ZM178 19H181V17L178 18ZM39 20H40V19H39ZM39 20H38V23H39ZM66 20H68V19L66 18ZM98 20H100V19H98ZM98 20H97V21H98ZM119 20H120V19H119ZM132 20H131V21H132ZM176 20H177V19H176ZM182 20H183V19H182ZM187 20H188V19H187ZM48 21H50V20H48ZM52 21H54V20L52 19ZM89 21H90V19H89ZM93 21H94V20H93ZM121 21H122V20H121ZM124 21H125V20H124ZM134 21H135V19H134ZM136 21H138V20H136ZM157 21H156V22H157ZM59 22H60V19H59ZM59 22H58V23H59ZM69 22H70V21H69ZM74 22H75V21H74ZM76 22H77V21H76ZM76 22H75V23H76ZM78 22H79V21H78ZM83 22H84V21H83ZM94 22H95V21H94ZM100 22H101V21H100ZM119 22H120V21H119ZM122 22H123V21H122ZM125 22H127V21H125ZM129 22H130V21H129ZM174 22H175V20H174ZM186 22H188V21H186ZM33 23H34V22H33ZM52 23H53V22H52ZM52 23H50V24H52ZM64 23H66V22H64ZM64 23H63V24H64ZM67 23H68V22H67ZM67 23L65 24V26L67 25ZM80 23H81V22H79L78 24L81 26ZM102 23H103V22H102ZM157 23H159V21H158ZM53 24H54V23H53ZM56 24H57V23H56ZM60 24H61V22H60ZM71 24H74V23L71 22ZM71 24H70V25H71ZM76 24H77V23H76ZM76 24H74V25H72V26L74 27ZM104 24H105V23H104ZM107 24L110 25L109 23H107ZM111 24H112V22H111ZM116 24L118 25V23H116ZM121 24H122V23H121ZM121 24H120V26H121ZM126 24H127V23H126ZM135 24H136V23H135ZM180 24H181V23H180ZM79 25H77V26H79ZM100 25H102V24L100 23ZM117 25H115V26H117ZM131 25H132V23H131ZM160 25H161V24H160ZM36 26H37L36 28H38V25H37V24H36ZM58 26H59V24H58ZM80 26H79V27H80ZM83 26H84V24H83ZM118 26H119V25H118ZM118 26H117V27H118ZM123 26H124V25H123ZM126 26H127V25H126ZM157 26H158V24H157ZM182 26H183V25H182ZM188 26H189V25H188ZM25 27H26V26H24V28H23L24 30H25ZM69 27H70V26H69ZM73 27H71V28L73 29ZM104 27H105V26H104ZM112 27H113V25H112ZM176 27H178V25H177ZM179 27H180V26H179ZM183 27H184V26H183ZM26 28H27V27H26ZM33 28L35 29V27H33ZM55 28H56V27H55ZM76 28H77V27H76ZM114 28H115V27H114ZM27 29H28V28H27ZM27 29H26V31H27ZM57 29H59V28H57ZM64 29H65V28H64ZM66 29H67V28H66ZM69 29H70V28H69ZM84 29H85V28L83 27L82 30H84ZM90 29H91V27H90ZM95 29H96V28H94L93 31H94ZM101 29H102V28H101ZM101 29H100V30H101ZM107 29H109V28L107 27ZM111 29H112V28H111ZM180 29H181V28H180ZM75 30H78V29H75ZM75 30H74V31H75ZM91 30H92V29H91ZM96 30H98V29H96ZM96 30H95V31H96ZM113 30H114V29H113ZM113 30H112V31H113ZM121 30H122V29H121ZM58 31H59V30H58ZM60 31H61V30H60ZM63 31H64V30H63ZM69 31H70V30H69ZM79 31H80V30H79ZM85 31H86V30H85ZM87 31H88V30H87ZM89 31H90V30H89ZM102 31H103V30H102ZM183 31H184V30H183ZM219 31H220V30H219ZM260 31H261V30H260ZM22 32H25V31L22 30ZM65 32H66V31H65ZM76 32H77V31H76ZM99 32H100V31H99ZM99 32H98V33H99ZM116 32H117V31H116ZM120 32H121V31H120ZM120 32H119V33H120ZM141 32H142V31H141ZM144 32H145V31H144ZM179 32H180V31H179ZM184 32H185V31H184ZM188 32H189V31H188ZM242 32H243V30H242ZM244 32H245V31H244ZM60 33H61V32H60ZM68 33H69V32H66V34H68ZM70 33L72 34V31H71ZM70 33H69V34H70ZM73 33H75V32H73ZM77 33H78V32H77ZM79 33H81V31H80ZM88 33H89V32H88ZM88 33H87V34H88ZM96 33H97V32H96ZM100 33H102V32H100ZM111 33H112V32H111ZM119 33H115V32H114L113 34H119ZM122 33H123V32H122ZM147 33H148V32H147ZM174 33H176V32H174ZM177 33H178V32H177ZM177 33H176V34H177ZM260 33H261V32H260ZM21 34H22V33H21ZM69 34H68V35H69ZM102 34H103V33H102ZM104 34H105V33H104ZM107 34H108V33H107ZM149 34L151 35V32H149ZM189 34H190V33H189ZM191 34H192V33H191ZM262 34H263V33H262ZM262 34H261V35H262ZM58 35H60V34L58 33ZM58 35H57V37H58ZM68 35H67V36H68ZM78 35H79V38H80V35H82V34H78ZM83 35L86 36V34H85L84 32H83ZM91 35H92V34H90V35H88V36H91ZM93 35H97V34H93ZM98 35H99V34H98ZM98 35H97V37H99ZM111 35H112V34H111ZM143 35L145 36L146 34H143ZM179 35L182 36L181 34H179ZM179 35H177V36H179ZM85 36H84L83 38H85ZM103 36H104V35H103ZM147 36H148V35H147ZM207 36L210 38L209 35H207ZM207 36H206V37H207ZM60 37H62V35H61ZM65 37H66V36H65ZM69 37H70V35H69ZM86 37H87V36H86ZM93 37H96V36H93ZM100 37L102 38V35H100ZM107 37L110 38L109 34L107 35ZM112 37H114V36H112ZM116 37H117V36H116ZM145 37H146V36H145ZM152 37H153V36H152ZM182 37H183V36H182ZM189 37H190V36H189ZM189 37H188V38H189ZM208 37H207V38H208ZM218 37H219V36H218ZM63 38H64V37H63ZM63 38H62V41H63ZM66 38H67V37H66ZM74 38H75V37H74ZM77 38H78V37H77ZM88 38H89V37H88ZM91 38H92V37H91ZM105 38H106V36H105ZM114 38H115V37H114ZM177 38H178V37H177ZM183 38H184V37H183ZM80 39H81V38H80ZM80 39H79V40H80ZM95 39L97 40V38H95ZM110 39H111V38H110ZM121 39H122V38H121ZM148 39H149V37H148ZM148 39H147V40H148ZM150 39H153V38H150ZM150 39H149V40H150ZM181 39H182V38H181ZM190 39H192V37H191ZM215 39H216V38H215ZM263 39H264V38H263ZM65 40H66V39H65ZM65 40H64V41H65ZM91 40H92V39H91ZM96 40H95V41H96ZM105 40H107V38H106ZM119 40H120V39H119ZM123 40H124V39H123ZM123 40H122V42H123ZM186 40H187V39H186ZM198 40H199V39H198ZM62 41H61V42H62ZM68 41H69V40H68ZM80 41H81V40H80ZM82 41H83V39H82ZM87 41H88V43H89V40H87ZM93 41H94V40H93ZM111 41H112V40H111ZM116 41H117V40H116ZM187 41H188V40H187ZM196 41H197V40H196ZM54 42H55V41H54ZM57 42H58V41H57ZM66 42H67V41H66ZM78 42H79V41H78ZM106 42H108V40H107ZM114 42H115V41H114ZM117 42H119V41H117ZM120 42H121V41H120ZM151 42H152V41H151ZM59 43H60V42H59ZM62 43H63V42H62ZM72 43H73V42H72ZM75 43H76V42H75ZM85 43H86V42H85ZM88 43H86V44H87V45H90V44H88ZM91 43H92V42H91ZM102 43H104V42H102ZM110 43H111V42H110ZM261 43H262V42H261ZM55 44H57V43L55 42ZM63 44L65 45V43H63ZM63 44H62V45H63ZM69 44H71V43H69ZM69 44H68V45H69ZM73 44H74V43H73ZM83 44H84V43H83ZM83 44H82V45H83ZM93 44H94V43H93ZM96 44H97V43H96ZM99 44H100V43H99ZM114 44H115V43H114ZM117 44H119V43H117ZM174 44H175V42H174ZM209 44H211V43H209ZM58 45H59V44H58ZM76 45H77V44H76ZM76 45H75V47H76ZM107 45H108V43H107ZM147 45H148V43H147ZM216 45H217V44H216ZM261 45H262V44H261ZM69 46H71V45H69ZM80 46H81V44H80ZM83 46H84V45H83ZM90 46H91V45H90ZM96 46H97V45H96ZM104 46H106V45H104ZM110 46H111V45H110ZM117 46H118V45H117ZM117 46H115V47H117ZM148 46H149V45H148ZM174 46H175V45H174ZM211 46H212V45H211ZM213 46H215V44H214ZM213 46H212V47H213ZM220 46H221V45H220ZM263 46H264V45H263ZM263 46H262V48H263ZM52 47H53V46H52ZM52 47H51V48H52ZM64 47H65V46H64ZM78 47H79V45H78ZM86 47H87V46H86ZM171 47H172V46H171ZM176 47H177V44H176ZM209 47H210V46H209ZM231 47H232V46H231ZM260 47H261V46H260ZM260 47H259V48H260ZM53 48H54V47H53ZM59 48H60V47H59ZM68 48H69V47H68ZM68 48H66L67 51L64 50V51H66V53H69V52H68ZM70 48L72 49V47H70ZM76 48H77V47H76ZM89 48H90V47H89ZM101 48H102V47H101ZM111 48H112V47H111ZM210 48H211V47H210ZM219 48H220V47H219ZM221 48H222V47H221ZM223 48H224V47H223ZM31 49H32V48H31ZM83 49H84V48H83ZM108 49H109V48H108ZM147 49H148V48H147ZM177 49H179V48H177ZM213 49H214V47H213ZM225 49H226V48H225ZM235 49H236V48H235ZM263 49H264V48H263ZM29 50H30V49H29ZM33 50L35 51V49H33ZM56 50H57V49H56ZM73 50H74V49H73ZM79 50H82V49L79 48ZM86 50H87V48H86ZM114 50H115V49H114ZM156 50H157V49H156ZM158 50H159V52L161 53L162 49H158ZM160 50H161V51H160ZM171 50H172V49H171ZM179 50H180V49H179ZM208 50H210V52H211V49L208 48ZM215 50H216V49H215ZM215 50H214V51H215ZM231 50H232V49H231ZM30 51H32V50H30ZM34 51H32V52H34ZM60 51H61V50H60ZM69 51H70V50H69ZM74 51H75V50H74ZM82 51H83V50H82ZM87 51H88V50H87ZM87 51L85 52V55H83V56H85L84 59H83V60H84V63L87 62V58H86V57H87V56H86V53L88 54ZM106 51H107V50H106ZM109 51H110V50H109ZM109 51H108V52H109ZM163 51H164V49H163ZM163 51H162V54H163ZM174 51H175V50H174ZM180 51H182V50H180ZM217 51H218V50H217ZM255 51H257V50H255ZM58 52H59V51H58ZM62 52H63V51H62ZM71 52H72V51H71ZM77 52H78V50H77ZM110 52H111V51H110ZM114 52H115V51H114ZM154 52H155V51H154ZM166 52H167V49H166ZM178 52H179V51H177V53H178ZM182 52H183V54H184V51H182ZM182 52H181V53H182ZM222 52H224V51H222ZM226 52H227V50H226ZM234 52H235V51H234ZM247 52H248V51H247ZM258 52H260V51H258ZM25 53H27L28 56H30L28 52H25ZM35 53H37V52L35 51L34 53H32V56H33V54H35ZM51 53H52V52H51ZM51 53H49V54L51 55ZM60 53H61V52H60ZM72 53H74V52H72ZM105 53H106V52H105ZM164 53H165V52H164ZM174 53H175V52H174ZM186 53L188 54L187 51H186ZM213 53H216V52H213ZM224 53H225V52H224ZM224 53H223V54H224ZM235 53H236V52H235ZM249 53H250V52H249ZM75 54H76V53H75ZM80 54H81V53H79V55H80ZM111 54H112V53H111ZM111 54H110V55H111ZM162 54H161V55H162ZM187 54H186V55H187ZM228 54H229V53H228ZM228 54H227V55H228ZM233 54H234V53H233ZM242 54H243V53H241V56H242ZM76 55H77V54H76ZM79 55H77V57H78ZM101 55H102V54H101ZM113 55H114V54H113ZM163 55H165V54H163ZM178 55H179V54H178ZM194 55H195V54H194ZM224 55H226V54H224ZM235 55L237 56V54H235ZM235 55H234V56H235ZM239 55H240V54H239ZM239 55H238V56H239ZM243 55H244V54H243ZM254 55H255V57H256V53H255ZM257 55H258V54H257ZM263 55H264V54H263ZM26 56H27V55H25V57H26ZM53 56H54V55H53ZM65 56H67V55H65ZM80 56H81V55H80ZM80 56H79V58H76V59H78L77 61H79ZM83 56H82V57H83ZM97 56H98V55H96V57H97ZM107 56H108V55L106 54V57H107ZM114 56H115V55H114ZM116 56H117V55H116ZM118 56H120V55H118ZM152 56H154V55H152ZM155 56L158 57L157 55H155ZM187 56H188V55H187ZM187 56H186V57H187ZM190 56H191V55H190ZM190 56H188V57H190ZM214 56H215V55H214ZM234 56H233V57H234ZM59 57H60V56H59ZM61 57H62V56H61ZM72 57H73V56H72ZM93 57H94V56H93ZM93 57H92V58H93ZM96 57H94V58H96ZM101 57H104L103 59H105V55H104V53H103V56H101ZM109 57H110V56H109ZM144 57H145V55H144ZM179 57H180V55H179ZM186 57H185V58H186ZM207 57H209V56H207ZM215 57L219 58L220 55L215 56ZM239 57H240V56H239ZM249 57H250V56H249ZM259 57H260V55H259ZM35 58H36V56H35ZM52 58H53V57H52ZM52 58H51V59H52ZM64 58H65V57H64ZM64 58H63V59H64ZM68 58H69V56H68ZM74 58H75V55H74ZM85 58H86V62H85ZM107 58H108V57H107ZM118 58H119V57H118ZM124 58H125V56H123V59H124ZM126 58H127V57H126ZM158 58H159V57H158ZM191 58H193V57H191ZM200 58H201V57H200ZM226 58H227V57H226ZM241 58H242V57H241ZM252 58H253V57H252ZM252 58H251V60H252ZM260 58H261V57H260ZM260 58H259V60H260ZM112 59H113V57L111 58V60H112ZM160 59H162V58H160ZM160 59H159V60H160ZM163 59H165V58H163ZM166 59H169V57L166 58ZM172 59H173V58H172ZM189 59H190V58H188V61H191V60H189ZM198 59H199V56H198ZM198 59H197V60H198ZM202 59H203V58H202ZM202 59H201V60H202ZM213 59H214V58H213ZM221 59H222V58H221ZM224 59H225V58H224ZM249 59H250V58H249ZM256 59H258V58L256 57ZM256 59H255V60H256ZM33 60H34V59H33ZM52 60H53V59H52ZM68 60H69V59H68ZM70 60H72V59H70ZM70 60H69V61H70ZM74 60H75V59H74ZM74 60H73V62L75 63L74 65H73L72 63H70L71 61L69 62V64H72V69L69 70L70 72L73 71V70H75V69H73V68H74V66H75L76 64L78 65V63H79V66H80V64H83V63H82L83 60H81V59H80V61H79L78 63H76V61H74ZM91 60H92V59H91ZM98 60H99L100 63H101V60L97 58V61H98ZM105 60H106V59H105ZM121 60H122V59H121ZM145 60H148V59H145ZM199 60H200V59H199ZM201 60H200V61H201ZM203 60H204V59H203ZM211 60H212V59H211ZM216 60H217V59H216ZM255 60H254V61H255ZM259 60H258V62H259ZM64 61H66V59H65ZM99 61H98V62H99ZM108 61H109V60H108ZM112 61H115V59H113ZM123 61H124V60H123ZM125 61H127V60H125ZM125 61H124V63H125ZM161 61H162V60H161ZM161 61H160V62H161ZM171 61H172V60H171ZM174 61H176V60H174ZM217 61H220V65H221V63H222L221 60H217ZM217 61H216V62L214 61V63H215V64H216V63H219V62H217ZM222 61H223V59H222ZM226 61H227V60H226ZM263 61H264V59H263ZM46 62L48 63L47 60H46ZM46 62H45V63H46ZM49 62H50V60H49ZM80 62H81V63H80ZM88 62H90V61H88ZM94 62H95V61H94ZM110 62H111V61L108 62V65H109ZM164 62H166V61H164ZM172 62H173V61H172ZM184 62H186V61H184ZM192 62H193V61H192ZM192 62H191V63H192ZM195 62H198V61L195 60ZM224 62H225V61H224ZM256 62H257V61H256ZM260 62H262V61H260ZM260 62H259V64H260ZM50 63L52 64V63H54V62H50ZM64 63H65V62H64ZM90 63H91V62H90ZM90 63H89V64H90ZM117 63H120L119 65H121V61L118 62V60H117ZM127 63L129 64V60L127 61ZM146 63H147V62H146ZM155 63H156V62H155ZM155 63H154V64H155ZM193 63H194V62H193ZM200 63H202V62H200ZM200 63H199V64H200ZM211 63H213V62L211 61ZM57 64H58V63H57ZM67 64H68V62H67ZM89 64L87 65V63H86V66H89ZM94 64H96V63H94ZM105 64H106V61H105ZM110 64H113V63L111 62ZM114 64H116V63H114ZM132 64H133V63H131V67H132ZM138 64H139V63H138ZM158 64H159V62H158ZM178 64H181V62H180V63L178 62ZM188 64H189V63H188ZM196 64H197V63H196ZM225 64H226V63H225ZM60 65H62L61 62H60ZM84 65H85V64H84ZM90 65H91V64H90ZM101 65H102V64H101ZM119 65H118V66H119ZM136 65H137V64H136ZM139 65H141V63H140ZM139 65H138V66H139ZM144 65H145V64H144ZM146 65H147V64H146ZM159 65H160V64H159ZM165 65H166V64H165ZM165 65H164V66H165ZM185 65H186V64H184V67H185ZM206 65H207V64H206ZM206 65H205V68H206V70L208 71V69L210 68V67H209V68L207 69L209 63H208V65H207V67H206ZM222 65H223V63H222ZM222 65H221V66H222ZM257 65H258V64H257ZM23 66H24V65H22L21 67H23ZM51 66H53V68L55 67L54 64L51 65ZM79 66H78V67H79ZM97 66H99L98 63H97ZM105 66H107V65H105ZM105 66H104V67H105ZM115 66H116V65H115ZM118 66H117V67H118ZM138 66H137V67H138ZM147 66H149V65H147ZM209 66H211V65H209ZM213 66H214V64H213ZM225 66H226V65H225ZM259 66H261V65H259ZM25 67H26V65L24 66V68H25ZM29 67H31V66H29ZM33 67H36V66H33ZM47 67H48V66H46V68H45V67H44V68L47 69ZM63 67H64V66H63ZM63 67H62V68H63ZM67 67H68V66H67ZM69 67L71 68L70 65H69ZM75 67H76V66H75ZM78 67H77V69H78ZM91 67H93V66H91ZM99 67H100V66H99ZM101 67H102V66H101ZM107 67H108V66H107ZM121 67H122V66H121ZM162 67H163V64H162ZM182 67H183V65H182ZM187 67H188V66H187ZM187 67H186V68H187ZM189 67H190V65H189ZM201 67H202V66H201ZM215 67H216V66H215ZM222 67H223V66H222ZM226 67H227V66H226ZM261 67H262V66H261ZM263 67H264V66H263ZM263 67H262V68H263ZM7 68H8V67H7ZM9 68H10V67H9ZM9 68H8V69H9ZM36 68H37V67H36ZM36 68H35V70H36ZM42 68H43V67H42ZM44 68H43V69H44ZM49 68H50V67H49ZM57 68H58V67H57ZM57 68H56V69H57ZM80 68H82V66H80ZM96 68H97V67H96ZM110 68H111V67H110V65H109V70H110ZM114 68H116V67H114ZM119 68H120V67H119ZM139 68H140V66H139ZM163 68H164V67H163ZM190 68H191V67H190ZM198 68H200V67H198ZM231 68H233V67H231ZM231 68H230V69H231ZM250 68H251V67H250ZM8 69H7V71H9ZM25 69H26V68H25ZM31 69H32V68H31ZM31 69H30V70H31ZM56 69L54 68L53 70L55 71ZM82 69H83V68H82ZM99 69H100V68H98V70H99ZM122 69H123V68H121V71H122V74H123L124 71H123ZM130 69H131V68H130ZM144 69H145V68H144ZM194 69H195V68H193V70H194ZM200 69H201V68H200ZM213 69H215V68L213 67ZM213 69H212V70H213ZM216 69H217V67H216ZM227 69L229 70V68H227ZM227 69H226V70H227ZM235 69H236V68H235ZM10 70H11V69H10ZM14 70H15V69H14ZM19 70H20V69H19ZM19 70H18V72H20ZM21 70H22V69H21ZM30 70H27V71L29 72ZM35 70H34V71H35ZM47 70H48V69H47ZM47 70H46V71L44 70V72H47ZM53 70L51 69V71H53ZM61 70H65V69H61ZM66 70H67V69H66ZM85 70H86V68H85ZM90 70H91V69H90ZM92 70L95 71V70H96L95 67H94V69L92 68ZM101 70H103V68H102ZM101 70H100V71H101ZM117 70H118V69H117ZM137 70H138V69H137ZM170 70H171V69H170ZM184 70H185V69H184ZM197 70H199V69H197ZM219 70H220V69H219ZM219 70H218V71H219ZM236 70H237V69H236ZM252 70H253V69H252ZM260 70H261V69H260ZM32 71H33V70H32ZM96 71H97V70H96ZM103 71H104V70H103ZM112 71H113V70H112ZM128 71H129V70H128ZM145 71H146V70H145ZM148 71H149V70H148ZM162 71L164 72L165 70H162ZM181 71H182V70H181ZM186 71H187V70H186ZM190 71H191V69H190ZM194 71H195V70H194ZM220 71H221V70H220ZM222 71H223V69H222ZM232 71H233V70H232ZM237 71H238V70H237ZM237 71H236V72L234 71V72H235V75H234L235 77L237 76V74H236ZM263 71H264V70H263ZM263 71L261 72L262 75H263ZM10 72L13 74L12 71H10ZM14 72H15V71H14ZM23 72H24V70H23ZM37 72H38V71H37ZM37 72H36V73H37ZM41 72H42V70H41ZM41 72H40V71L38 72L37 79H38L39 77H41V76H40V73H41ZM44 72L41 73V75H44ZM55 72H56V71H55ZM61 72H62V71H61ZM64 72H65V71H64ZM76 72H77V71H76ZM76 72H75V73H76ZM88 72H89V70H88ZM97 72H98V71H97ZM172 72H173V71H172ZM175 72H176V71H175ZM184 72H185V71H184ZM188 72H189V71H188ZM191 72L193 73V71H191ZM198 72H199V71H198ZM214 72H217V71L214 70ZM214 72H213V73H214ZM227 72H228V71H227ZM247 72H248V71H247ZM249 72H250V71H249ZM11 73H10V75H11ZM31 73H33V72H31ZM31 73L29 72L28 74H31ZM65 73H66V72H65ZM68 73H69V72H68V70H67V74H68ZM72 73H73V72H72ZM84 73H86V72L84 71ZM84 73H82V74H84ZM89 73H91V72H89ZM89 73H88V74H89ZM98 73H99V72H98ZM100 73H101V72H100ZM100 73L98 74V76L100 75ZM104 73H106V72H104ZM118 73H119V72H118ZM128 73H129V72H128ZM130 73H131V71H130ZM130 73H129V74H130ZM145 73H146V72H145ZM177 73H178V72H177ZM180 73H181V72H180ZM192 73H191V74H192ZM195 73H196V72H195ZM223 73H224V72H223ZM239 73H240V72H239ZM239 73H238V75H239ZM241 73L243 74L244 72H241ZM257 73H258V71H257ZM15 74H17V72H16ZM20 74H21V73H20ZM23 74H25V72H24ZM47 74H49V73H47ZM47 74H45V75L47 76ZM59 74H60V73H59ZM59 74H57V75H59ZM132 74H134V73H132ZM188 74H189V73H188ZM224 74H225V73H224ZM233 74H234V73H233ZM8 75H9V74H8ZM17 75H18V74H17ZM25 75H26V74H25ZM31 75H32V74H31ZM33 75H34V74H33ZM65 75H66V74H65ZM65 75H64V76H65ZM80 75H81V73H79L78 76H80ZM94 75H96V74H94ZM101 75H102V73H101ZM104 75H105V74H104ZM104 75H103V76H104ZM117 75H118V74H117ZM169 75H170V74H169ZM169 75H168V76H169ZM173 75H174V73H173ZM182 75L184 76L183 73H182ZM182 75H181V76H182ZM203 75L206 76V74H203ZM210 75H212V74L210 73ZM214 75H215V73H214ZM214 75H213V76H214ZM217 75H218V74L216 73L215 76L217 77ZM228 75H229V74H227V76H228ZM230 75L232 76V74H230ZM243 75H244V74H243ZM249 75H251V77H252V76L255 75V74H249ZM15 76H16V75H15ZM21 76H22V78H23V77H24V78L26 77V76H24V75H21ZM21 76L19 77V75H18V76H16L17 78H16V77L13 78L14 76H10V78L12 77L11 79H13V80H14V79H15V80H16V79L20 80ZM34 76H35V75H34ZM34 76H33V78H32V76H30V78L35 79ZM49 76H50V75H49ZM49 76H48L47 78H50V79H51V76H50V77H49ZM52 76H53V75H52ZM55 76H56V75H55ZM55 76H54V77H55ZM60 76H61V75H60ZM60 76H59V77H60ZM91 76L94 77V76H93V73H92ZM96 76H97V75H96ZM103 76H101V77L99 76V78H101V79H98L97 77H96V78H97L98 80H102V77H103ZM107 76H108V75H107ZM134 76H135V75H134ZM170 76H172V75H170ZM175 76H176V75H175ZM178 76H179V75H178ZM183 76H182V77H183ZM185 76H187V75L185 74ZM191 76H192V75H191ZM193 76H194V75H193ZM195 76H196V75H195ZM244 76H247L246 73H245ZM257 76H258V75H257ZM27 77H28V76H27ZM42 77L44 78L45 76H42ZM42 77H41V79H39L40 81L42 80ZM81 77H82V75H81ZM84 77H85V75H84ZM86 77H88V76H86ZM116 77H117V76H116ZM129 77H131V76L129 75ZM176 77H177V76H176ZM179 77H180V76H179ZM207 77H208V76H207ZM235 77L233 78V80L235 79ZM242 77H243V76H242ZM242 77H241L240 79L243 80L244 77H243V78H242ZM6 78H7V77H6ZM30 78L28 77L29 80H30ZM66 78H67V77H66ZM96 78H91V81L94 79V81H93L92 83H91V81H90V79H89V81H90L92 87L95 86V85L93 86V83L95 82V79H96ZM103 78H104V77H103ZM121 78H122V77H121ZM124 78H125V77H124ZM171 78H173V77H171ZM188 78H189V76H188ZM208 78H209V77H208ZM228 78H229V77H228ZM255 78H256V77H255ZM259 78H260V77H259ZM8 79H9V77H8ZM8 79H7L6 81H8ZM37 79H36V80H37ZM52 79H53V78H52ZM68 79H69V78H67V80H68ZM70 79H71V78H70ZM73 79H74V78H73ZM82 79L84 80L83 77H82ZM82 79H78V80L80 81V80H82ZM86 79H88V78H85V82L82 81L83 83H82V82H79L80 84H81V83H82V84L80 85V84L78 83L80 86H77V87L84 88V90H85V88H87V87H85V86H86L85 83L87 84ZM107 79H108V78H107ZM122 79H123V78H122ZM130 79H131V78H130ZM173 79H174V78H173ZM179 79H180V78H179ZM183 79H184V78H183ZM194 79H195V78H194ZM219 79H220V78H219ZM223 79H224V78H223ZM247 79H248V78H247ZM249 79H250V78H249ZM252 79H253V77H252ZM252 79H250V80H252ZM256 79H257V78H256ZM45 80H46V77H45V79H44L43 81H45ZM76 80H77V79H76ZM78 80H77V81H78ZM120 80H121V79H120ZM133 80H134V79H133ZM165 80H166V78H165ZM167 80H168V79H167ZM167 80H166V81H167ZM185 80H186V79H185ZM187 80H188V79H187ZM195 80H196V79H195ZM216 80H217V78H216ZM216 80L213 79V81H216ZM225 80H226V78H225ZM242 80H241V83H242ZM261 80H263V79H261ZM6 81H5V82H6ZM47 81H48V80H47ZM55 81H56V80H55ZM57 81H58V79H57ZM57 81H56V82H57ZM73 81H74V80L71 79V82H73ZM102 81H103V80H102ZM102 81H100V82H102ZM104 81L107 82V80H105V79H104ZM112 81H113V80H112ZM115 81H116V80H115ZM146 81H149V80H146ZM176 81H177V79H176ZM178 81H179V80H178ZM180 81H181V80H180ZM180 81H179V82H180ZM204 81H205V80H204ZM211 81H212V80H211ZM219 81H220V80H219ZM234 81H235V80H234ZM234 81H233V82H234ZM258 81H259V80H258ZM10 82H12L11 84H13V81H10V80H9V83H10ZM23 82H25V81H24V80H23V81L21 80V89L24 87V86L22 87V83H23ZM26 82H27V81H26ZM51 82H52V81H51ZM62 82H65V80H64V81L62 80ZM62 82H60V84H61ZM71 82H67V83H68V84H67V87H68V85H69ZM106 82H105V83H106ZM126 82H127V81H126ZM128 82H129V80H128ZM181 82H182V81H181ZM191 82H192V81H191ZM191 82H190V83H191ZM197 82H198V79H197ZM216 82H217V81H216ZM231 82H232V80H231ZM239 82H240V80H239ZM245 82H246V81H245ZM247 82H248V81H247ZM251 82H252V81H251ZM254 82H255V81H254ZM262 82H263V81H262ZM262 82H261V83H262ZM6 83H8V82H6ZM9 83H8V84H9ZM28 83H29V81H28ZM131 83H132V82H131ZM171 83H174V82L172 81ZM176 83H177V82H176ZM202 83H203V82H202ZM202 83H201V84H202ZM206 83H207V82H206ZM214 83H215V82H214ZM217 83H218V82H217ZM217 83H216V84H217ZM228 83H229V82H228ZM243 83H244V82H243ZM249 83H250V81H249ZM255 83H256V82H255ZM255 83H254V85H255ZM24 84H26V83H24ZM31 84H32V81H31L30 85H31ZM47 84H49V83H47ZM47 84H45V85L47 86ZM55 84H57V83H55ZM76 84H77V83H76ZM101 84H102V83H101ZM101 84H99V86H100ZM107 84H108V83H107ZM125 84H126V83H125ZM132 84H133V83H132ZM174 84H175V83H174ZM186 84H187V83H186ZM222 84H224V83H222ZM226 84H227V83H226ZM244 84H246V83H244ZM250 84H252V83H250ZM250 84H249V85H250ZM58 85H59V84H58ZM62 85H63V84H62ZM64 85H65V84H64ZM64 85H63V86H64ZM73 85H75V84L73 83V84H72V87H73ZM83 85H85V86H83ZM97 85H98V84H97ZM109 85H110V84H108V87H109ZM112 85H114V84L112 83ZM121 85H122V83H121ZM199 85H200V84H199ZM202 85H203V84H202ZM217 85H218V84H217ZM217 85H215V87H216ZM224 85H225V84H224ZM227 85H228V84H227ZM231 85H232V84H231ZM231 85H230V86H231ZM240 85H241V84H240ZM249 85H248V87H249ZM254 85H253V86H254ZM263 85H264V84H263ZM26 86H28V85H25V87H26ZM41 86H42V83H41ZM46 86H43V88L46 87ZM50 86H51V85H50ZM52 86H53V85H52ZM56 86H57V85H56ZM56 86H55V87H56ZM63 86H62V87H63ZM65 86H66V85H65ZM65 86H64V87H65ZM161 86H162V85H161ZM171 86H172V84H171ZM176 86H177V85H176ZM188 86H189V88H190L191 85L188 84ZM200 86H201V85H200ZM218 86H219V85H218ZM221 86H222V85H221ZM242 86H245V85L242 84ZM25 87H24V90H25ZM36 87H37V85H36ZM36 87L34 86V88H36ZM39 87H40V85H39ZM64 87L61 88V89H63V90H62V92H61V94H60L59 97H63L62 94L64 95V93H63V91H64ZM77 87H75V88H77ZM89 87H90L89 90L91 91V94H92V92H94V91H92V90H95V89H92V90H91L92 87H91L90 85H89ZM106 87H107V85H106ZM106 87L103 88V89H106ZM116 87H118V86H116ZM183 87H184V86H183ZM195 87H198V86L195 85ZM227 87H229V86H227ZM235 87L237 88V85H236ZM246 87H247V86H246ZM254 87L256 88V86H254ZM257 87H258V86H257ZM259 87H260V86H259ZM31 88H32V87H31ZM50 88H51V87H50ZM50 88H49V89H50ZM53 88H54V87H52V89H53ZM56 88H57V87H56ZM58 88H59V87H58ZM69 88L71 89L70 86H69ZM73 88H74V87H73ZM75 88H74V89H75ZM95 88H96V87H95ZM172 88H173V86H172ZM177 88H178V87H177ZM177 88H176V89H177ZM179 88H180V87H179ZM184 88H185V87H184ZM184 88H183V89H184ZM224 88H226V86H225ZM236 88H234V89H236ZM240 88H242V87L240 86ZM36 89H38V87H37ZM44 89H46V88H44ZM54 89H55V88H54ZM70 89H69V90H70ZM87 89H88V88H87ZM108 89H110V88H108ZM108 89H107V91H108ZM183 89H182V90H183ZM186 89L188 90V88H186ZM196 89H197V88H196ZM199 89H200V88H198V90H199ZM217 89H218V88H217ZM220 89H221V88H220ZM220 89H219V90H220ZM231 89H232V88H231ZM231 89H229V94L232 92ZM243 89H244V88H243ZM246 89H247V88H246ZM34 90H35V89H34ZM41 90H42V91H46L45 94H46L47 91H48V90H43V89H41ZM41 90H40V91H41ZM56 90H57V89H56ZM56 90H55V91H56ZM58 90H59V91H58ZM58 90H57V91H58V95H59V93H60L61 90H60V89H58ZM89 90H87V91L85 90V91H84L85 94H86ZM99 90H100V89H99ZM111 90H112V88H111ZM202 90H203V89H202ZM226 90H228V89H226ZM230 90H231V92H230ZM237 90H238V89H237ZM256 90H257V89H256ZM29 91H31V90H29ZM36 91H37V90H36ZM40 91H39V92H40ZM42 91H41V92H42ZM57 91H56V92H57ZM65 91H66L65 94H67V91H68V90L65 89ZM90 91H89V92H90ZM107 91H106V92H107ZM109 91H110V90H109ZM109 91H108V92H109ZM173 91H174V90H173ZM180 91H181V90H180ZM216 91H217V90H216ZM246 91H247V90H246ZM34 92H35V91H34ZM37 92H38V91H37ZM41 92H40V93H36V95L39 94L38 96H43V95H40ZM68 92H69V91H68ZM103 92H104V91H103ZM103 92H102V93H103ZM113 92H114V90H113ZM158 92H160V91H158ZM178 92H179V91H178ZM183 92H184V91H183ZM196 92H198V91H196ZM25 93H29V92L26 90ZM49 93H50V92H49ZM111 93H112V92H111ZM217 93H218V92H217ZM227 93H228V92H227ZM257 93H258V91H257ZM42 94H43V93H42ZM45 94H44V95H45ZM88 94H90V93H88ZM94 94H95V92H94ZM98 94H99V92H98ZM109 94H110V93H109ZM157 94H158V93H157ZM172 94H173V93H172ZM177 94L179 95V93H177ZM186 94H187V93H186ZM192 94H193V93H192ZM203 94H204V93H203ZM219 94H220V91H219ZM261 94H262V93H261ZM52 95H53V94H52ZM55 95H57V93H56ZM58 95H57V97H58ZM92 95H93V94H92ZM103 95H104V94H103ZM168 95H169V94H168ZM188 95H189V92H188ZM226 95H227V94H225V96H226ZM34 96H35V95H34ZM38 96H37V97H38ZM45 96H46V95H45ZM47 96H48V93H47ZM53 96H54V95H53ZM53 96H52V98H53ZM64 96H66V95H64ZM67 96H68V95H67ZM86 96H87V95H86ZM94 96H95V95H94ZM158 96H159V94H158ZM158 96H156V97H158ZM169 96H170V95H169ZM175 96H176V95H175ZM180 96H181V95H180ZM192 96H193V95H192ZM192 96H191V98H192ZM256 96H257V95H256ZM35 97H36V96H35ZM50 97H51V96H50ZM95 97H98V96H95ZM102 97H103V96H102ZM159 97H160V96H159ZM159 97H158V98H159ZM165 97H167V95H166ZM165 97H164V98H165ZM183 97H184V96H183ZM193 97H194V96H193ZM195 97H196V96H195ZM220 97H221V95H220ZM222 97H223V95H222ZM227 97H228V96H227ZM227 97H226V99H227ZM232 97H233V95H232ZM242 97H243V96H242ZM259 97H260V96H259ZM38 98H39V97H38ZM40 98L44 99L45 97H44V98H43V97H40ZM46 98H47V97H46ZM52 98H51V99H52ZM87 98H88V97H87ZM89 98H90V97H89ZM89 98H88V99H89ZM167 98H168V97H167ZM175 98H176V97H175ZM197 98H198V97H197ZM228 98H229V97H228ZM239 98H240V97H239ZM239 98H238V100H239ZM55 99H56V98H53V100L56 102L57 100H55ZM66 99H67V98H66ZM66 99H65V97H64V100L61 98V100H63V101H66ZM85 99H86V98H85ZM88 99H87V100H88ZM184 99H185V98H184ZM186 99H187V98H186ZM192 99H194V98H192ZM217 99H218V98H217ZM217 99H216V100H217ZM232 99H233V98H232ZM262 99H263V97H262ZM37 100H38V99H36V101H37ZM40 100H41V99H40ZM44 100H45V99H44ZM61 100L59 99L58 102L60 103ZM155 100H156V99H155ZM155 100H154V101H155ZM167 100H168V99H167ZM167 100H166V101H167ZM178 100H179V99H178ZM198 100H199V99H198ZM198 100H197V101H198ZM218 100H219V99H218ZM220 100H221V99H220ZM230 100H231V97H230ZM242 100H244V99H242ZM263 100H264V99H263ZM36 101H35V104H36ZM38 101H39V100H38ZM38 101H37V102H38ZM54 101H53V102H54ZM166 101H165V102H166ZM168 101H170V100H168ZM179 101H181V100H179ZM195 101H196V99H195ZM207 101H208V100H207ZM207 101H206V102H207ZM258 101H259V100H258ZM39 102H40V101H39ZM155 102H156V101H155ZM157 102H158V101H157ZM170 102H171V101H170ZM187 102H188V101H187ZM198 102H199V101H198ZM201 102H202V100H201ZM203 102L205 103V101H203ZM218 102H219V101H218ZM232 102H233V101H232ZM232 102H231V103H232ZM234 102H235V101H234ZM239 102H240V101H239ZM259 102H260V101H259ZM40 103L43 104L42 101H41ZM51 103H52V102H51ZM59 103H56V105H58ZM166 103H167V102H166ZM168 103H169V102H168ZM237 103H238V101H237ZM260 103H261V102H260ZM61 104H62V101H61ZM156 104H157V103H156ZM156 104H155V106H156ZM161 104H162V102H161ZM177 104H178V103H177ZM194 104L196 105V103H194ZM197 104H198V103H197ZM217 104L219 105V103H217ZM221 104L223 105L222 102H221ZM221 104H220V106H221ZM224 104H225V103H224ZM226 104H227V103H226ZM238 104H240V103H238ZM64 105H65V104H63V106H64ZM152 105H153V104H152ZM164 105H165V104H164ZM169 105H170V104H169ZM171 105H172V104H171ZM181 105H182V104H181ZM188 105H189V103H188ZM206 105H207V103H206ZM228 105H229V104H228ZM228 105H227V106H228ZM261 105H262V104H261ZM33 106H34V105H33ZM39 106H40V105H39ZM39 106H38V107H39ZM47 106H48V105H46V107H47ZM51 106H53V105H51ZM51 106H50V107H51ZM54 106H55V104H54ZM58 106H59V105H58ZM63 106L61 105V108H62ZM79 106L81 107V105H79ZM176 106H177V105H176ZM200 106H201V105H200ZM234 106H235V105H234ZM241 106H242V105H241ZM43 107H44V109H45V106H43ZM80 107H79V108H80ZM83 107H84V106H83ZM158 107H159V105H158ZM162 107H163V106H161V108H162ZM178 107H179V105H178ZM201 107H202V106H201ZM201 107H200V109H201ZM222 107L224 108V106H222ZM222 107H221V108H222ZM228 107H229V106H228ZM228 107H227V108H228ZM238 107H239V106H238ZM48 108H49V107H48ZM48 108L45 109V110L48 111ZM52 108H53V107H52ZM52 108H50V109H52ZM59 108H60V107H54V108H53L54 110H53V112L51 113L52 116L55 115V114L53 115V113H56V112H54V111H55L56 109L59 110ZM63 108H64V107H63ZM63 108H62L61 110H65V109H66V108H65V109H63ZM77 108H78V107H77ZM81 108H82V107H81ZM156 108H157V106H156ZM174 108H177V107L174 106ZM179 108H180V107H179ZM221 108H220V109H221ZM230 108H232V107H230ZM235 108H236V107H235ZM248 108H249V106H248ZM263 108H264V107H263ZM75 109H76V108H75ZM82 109H84V108H82ZM163 109H164V108H163ZM166 109H167V108H166ZM171 109H172V108H171ZM196 109H198V108H196ZM203 109H204V108H203ZM232 109H233V108H232ZM238 109H239V108H238ZM246 109H247V107H246ZM246 109H244L245 112H246ZM36 110H37V109H36ZM42 110H43V109H42ZM61 110L58 111L59 114L62 113ZM77 110H78V109H77ZM110 110H111V109H110ZM161 110H162V109H161ZM161 110H160V111H161ZM173 110H174V109H173ZM179 110H180V109H179ZM217 110H219V109L217 108ZM222 110H224V109H222ZM230 110H231V109H230ZM244 110H243V108H242V112H243ZM33 111H34V110H32L31 112H33ZM40 111H41V110H40ZM43 111H44V110H43ZM47 111H45V113H44L45 115L43 114V112H41V113H42L44 116H46V115H47V114H46ZM66 111H67V110H66ZM66 111H65V112H66ZM75 111H76V110H75ZM78 111H80V112H77V114H80V113H82L83 110H78ZM170 111H171V110H169V112H170ZM174 111H175V110H174ZM181 111H182V110H181ZM219 111H221V110H219ZM219 111H218V112H219ZM232 111H233V110H232ZM232 111H231V112H232ZM235 111H236V110H235ZM262 111H263V110H262ZM37 112H38V111H37ZM58 112H57V114H58ZM68 112H69V113H72V112H70V111H68ZM162 112H163V111H162ZM166 112H167V111H166ZM171 112H172V111H171ZM221 112H222V111H221ZM228 112H230V111H228ZM172 113H173V112H172ZM175 113H176V112H175ZM181 113H182V112H181ZM203 113H204V112H203ZM222 113H223V115H224V113H226V111H225V112L223 111ZM247 113H248V112H247ZM37 114H38V113H37ZM62 114H68V113H67V112H66V113L63 112ZM62 114H61V115H62ZM158 114H159V113H158ZM162 114H163V113H162ZM165 114H166V113H165ZM177 114H178V113H177ZM179 114H180V113H179ZM231 114H232V113H231ZM231 114H230V115H231ZM4 115H5V114H4ZM61 115H60V116H61ZM123 115H124V114H123ZM128 115H129V114H128ZM160 115H161V114H160ZM163 115H164V114H163ZM205 115H206V113H205ZM221 115H222V114H221ZM223 115H222V116H223ZM225 115H226V114H225ZM230 115H229V117H232V116H230ZM237 115H238V114H237ZM247 115H248V114H247ZM32 116H34V115H32ZM40 116L42 117V115H40ZM40 116H38V117H40ZM48 116H49V115H47V117H48ZM52 116H51V117H52ZM70 116H71V115H70ZM121 116H122V115H121ZM145 116H146V115H145ZM169 116H170V115H169ZM171 116H172V115H171ZM171 116H170V117H171ZM206 116H207V115H206ZM209 116H210V115H209ZM47 117H46V118H47ZM49 117H50V116H49ZM64 117H65V115H64V116L62 117V119H60V120H63ZM68 117H69V116H68ZM71 117H72V116H71ZM124 117H125V116H124ZM156 117H158V116L156 115ZM156 117H155V118H156ZM166 117H167V115H166ZM166 117H165V118H166ZM170 117H169V118H170ZM173 117H174V115H173ZM175 117H176V116H175ZM178 117H179V116H178ZM184 117H185V115H184ZM202 117H203V116H202ZM220 117H221V116H220ZM225 117H226V116H225ZM35 118H36V117H35ZM54 118L57 119L58 117H55V116H54ZM59 118H60V117H59ZM119 118H120V116H119ZM163 118H164V117H163ZM167 118H168V117H167ZM186 118H187V117H186ZM189 118H190V117H189ZM197 118H198V117H197ZM206 118H207V117H206ZM234 118H235V117H234ZM244 118H245V117H244ZM247 118H248V117H247ZM250 118H251V117H249V119H250ZM39 119H40V118H39ZM39 119H38V120H39ZM42 119L44 120L45 118H42ZM48 119H49V118H48ZM48 119H47V121H48ZM51 119H53V118H51ZM73 119H74V118L70 119V121L72 120V122H73V121H74ZM129 119H130V118H129ZM132 119H133V118H132ZM151 119H153V118H151ZM156 119H157V118H156ZM161 119H162V116H161ZM172 119H173V118H172ZM176 119L178 120V118H176ZM201 119H202V118H201ZM222 119H223V117H222L221 120H220L221 123H222V121H223ZM236 119H237V118H236ZM236 119H235V120H236ZM35 120H36V119H35ZM40 120H41V119H40ZM49 120H50V119H49ZM60 120H59V121H60ZM110 120H111V119H110ZM123 120H124V119H123ZM130 120H131V119H130ZM135 120H136V119H135ZM158 120H160V118H159ZM163 120H164V119H163ZM183 120H184V118H183ZM193 120H194V119H193ZM225 120H227V118L224 119V121H225ZM55 121H56V120H55ZM75 121H76V120H75ZM154 121H155V120H154ZM160 121H161V120H160ZM167 121H168V120H167ZM169 121H170V120H169ZM175 121H176V120H175ZM186 121H187V120H186ZM230 121H232V119H231ZM243 121H245V120H243ZM41 122H42V120H41ZM49 122H50V121H49ZM57 122H58V121H57ZM63 122H64V121H63ZM116 122H117V121H116ZM122 122H123V121H122ZM122 122H121V123H122ZM149 122H150V121H149ZM149 122H148V123H149ZM161 122H162V121H161ZM165 122H166V121H165ZM179 122H180V121H179ZM183 122H184V121H183ZM191 122H192V121H191ZM200 122H201V121L199 120L198 123H200ZM227 122H228V121H227ZM245 122H246V121H245ZM46 123H47V122H46ZM64 123H65V122H64ZM64 123H63V125L65 126ZM109 123H110V122H109ZM111 123H112V122H111ZM113 123H114V122H113ZM131 123H132V122H131ZM131 123H130V124H131ZM150 123H152V122H150ZM163 123H164V122H163ZM169 123H170V122H169ZM230 123H231V122H230ZM230 123H229V124H230ZM232 123H233V121H232ZM237 123H239V122H237ZM40 124H41L40 126H42V123H40ZM57 124H59V123H57ZM107 124H108V123H107ZM124 124H126V123H123V127H124ZM152 124H153V123H152ZM158 124H159V123H158ZM164 124H165V123H164ZM181 124H183V123H181ZM222 124H223V123H222ZM225 124H226V121H225ZM235 124H236V123H234V125H235ZM86 125H87V124H86ZM114 125H116V123H115ZM146 125H147V124H146ZM148 125H149V124H148ZM160 125H161V124H160ZM179 125H180V124H179ZM187 125H190V124L188 123ZM193 125H194V124H193ZM195 125H196V124H195ZM195 125H194V127H193L194 129H195ZM231 125H232V124H231ZM242 125H243V124H242ZM48 126H49V125H48ZM52 126H53V125H52ZM52 126H51V127H52ZM61 126H62V125H61ZM118 126H119V125H118ZM126 126H127V125H126ZM144 126H145V124H144ZM144 126H143V127H144ZM150 126H151V125H150ZM158 126H159V125H158ZM158 126H157V128H159ZM161 126H162V125H161ZM171 126H172V125H171ZM175 126H176V125H175ZM219 126H221V125L219 124ZM219 126H218V127H219ZM225 126H226V125H225ZM228 126L230 127V125H228ZM0 127H1V126H0ZM37 127H38V126H37ZM106 127H107V126H106ZM110 127H111V125H110ZM146 127H147V126H146ZM152 127H153V126H152ZM180 127H181V125H180ZM180 127H179V129H180ZM182 127H183V126H182ZM187 127H188V126H186V128H187ZM239 127H240V126H239ZM245 127H246V126H245ZM1 128H2V127H1ZM42 128H43V126H42ZM49 128H50V127H49ZM49 128H48V129H49ZM111 128H112V127H111ZM111 128H109V129H111ZM120 128H121V127H120ZM120 128H119V129H120ZM125 128H126V127H125ZM149 128H151V127H149ZM157 128H155V129H157ZM161 128H162V127H161ZM188 128L190 129V127H188ZM188 128H187V129H188ZM220 128L222 129V127H220ZM116 129H118V127L115 128V130H116ZM121 129H122V128H121ZM123 129H124V128H123ZM144 129H146V128H144ZM168 129H169V128H168ZM173 129H175V128H173ZM182 129H183V128H182ZM182 129H181V130H182ZM194 129H193V131H194ZM227 129H228V128H227ZM227 129H225V130H227ZM239 129H240V128H239ZM244 129H245V128H244ZM0 130H2V129H0ZM111 130H112V129H111ZM162 130H163V129H162ZM181 130H180V131H181ZM225 130H224V131H225ZM231 130H233V129H231ZM241 130H242V128H241ZM27 131H28V130H27ZM30 131H32V130H29V131H28V134H29ZM48 131H49V130H48ZM117 131H121V130H117ZM145 131H147V130H145ZM150 131H152V129H151ZM158 131H159V130H158ZM174 131H175V130H174ZM182 131H183V130H182ZM193 131H191V132L193 133ZM215 131H216V130H215ZM242 131H243V130H242ZM33 132H35V131H33ZM33 132H32V133H33ZM49 132H50V133H53V131H52V132L49 131ZM96 132H97V131H96ZM102 132H103V130H102ZM109 132H110V130H109ZM148 132H149V130H148ZM183 132L185 133V131H183ZM189 132H190V131H189ZM220 132H223V131L221 130ZM237 132H238V131H237ZM237 132H236V133H237ZM35 133H36V132H35ZM93 133H94V132H93ZM97 133H98V132H97ZM97 133H96V134H97ZM111 133H112V132H111ZM114 133H115V132H114ZM123 133H125V132L123 131ZM123 133H121V134H123ZM143 133H145V132H143ZM150 133H151V132H150ZM152 133H153V132H152ZM178 133H179V131H178ZM245 133H246V132H245ZM0 134H1V133H0ZM101 134H102V133H101ZM147 134H148V133H146V135H147ZM153 134H155V133H153ZM153 134H152V135H153ZM157 134H158V133H157ZM157 134H156V136H157ZM174 134H175V133H174ZM182 134H183V133H182ZM216 134H218V132H217ZM238 134H239V133H238ZM241 134H242V133H241ZM241 134H239V135L241 136ZM243 134H244V133H243ZM51 135H52V134H50V136H51ZM61 135H62V134H61ZM94 135H95V134H94ZM97 135H98V134H97ZM97 135H95V137H96ZM108 135H109V134H108ZM119 135H120V134H119ZM152 135H151V136H152ZM175 135H176V134H175ZM175 135H174V136H175ZM180 135H181V134H180ZM180 135H179V136H180ZM185 135H186V133H185ZM191 135H192V134H191ZM218 135H220V133H219ZM218 135H217V136H218ZM221 135H222V133H221ZM224 135H226V134L224 133ZM239 135H238V136H239ZM246 135H247V133H246ZM52 136H53V135H52ZM106 136H107V134H106ZM117 136H118V135H117ZM120 136H122V135H120ZM125 136H128V135H125ZM143 136H144V135H143ZM158 136L160 137L159 134H158ZM161 136H162V135H161ZM169 136H170V135H169ZM249 136H251V134H249ZM47 137H48V135H47ZM53 137H54V136H53ZM53 137H51V138H53ZM55 137H56V136H55ZM57 137H58V136H57ZM75 137H76V136H75ZM98 137H100V135H99ZM102 137H103V136H102ZM191 137H193V136H191ZM246 137H247V136H246ZM60 138H61V137H60ZM100 138H101V137H100ZM111 138H112V136H111ZM121 138H122V137H121ZM143 138H145V137H143ZM169 138H170V137H169ZM169 138H168V139H169ZM216 138H217V137H216ZM219 138L221 139V137H219ZM222 138H223V137H222ZM240 138H241V137H240ZM242 138H245V135H244ZM250 138H252V137H249V139H250ZM0 139H1V137H0ZM48 139H49V138H48ZM54 139H55V138H54ZM54 139H52V140H54ZM122 139H123V138H122ZM127 139H129V138H127ZM153 139H154V137H152L151 140H153ZM162 139H163V138H162ZM192 139H193V138H192ZM197 139H198V138H197ZM220 139H219V140H220ZM225 139H226V138H225ZM237 139H238V138H237ZM26 140H28V139L26 138ZM46 140H47V138H46ZM59 140H60V139H59ZM98 140H99V139H98ZM103 140L106 141V139H103ZM103 140H100V142L103 141ZM108 140H109V138H108ZM115 140H116V138H115ZM123 140H124V139H123ZM148 140H149V139H148ZM155 140H156V139H155ZM159 140H160V139H159ZM200 140H201V139H200ZM210 140H211V139H210ZM212 140H213V139H212ZM217 140H218V139H217ZM245 140H246V139H245ZM28 141H29V140H28ZM50 141H51V140H50ZM105 141H104V145H105ZM126 141H127V140H126ZM143 141H144V140H143ZM185 141H186V140H185ZM191 141H192V140H191ZM191 141H190V142H191ZM206 141H207V140H206ZM206 141H205V142H206ZM208 141H209V140H208ZM208 141H207V142H208ZM221 141H222V140H221ZM229 141H230V140H229ZM1 142H2V141H1ZM1 142H0V143H1ZM3 142H4V144H5V141H4V140H3ZM3 142H2V143H3ZM30 142H31V141H30ZM30 142H29V145H30V147H31V145H32V143H33L34 141L31 142V143H30ZM52 142H54V141H52ZM63 142H66V141H63ZM117 142H118V141H117ZM119 142H121V141H119ZM141 142H142V140H141ZM141 142H140V145H141ZM145 142H146V141H145ZM155 142H156V141H155ZM161 142H162V141H161ZM190 142H189V143H190ZM200 142H201V141H200ZM202 142H203V141H202ZM202 142H201V143H202ZM216 142H217V141H216ZM226 142H227V141H226ZM249 142H250V141H249ZM249 142H248V143H249ZM2 143H1V145H2ZM26 143H27V141H26ZM60 143H61V142H60ZM95 143H96V142H95ZM102 143H103V142H102ZM112 143H113V142H112ZM138 143H139V142H138ZM150 143H152V142H150ZM164 143H165V142H164ZM167 143H168V142H167ZM250 144H252V143H250ZM27 145H28V143H27ZM37 145H38V143H33L32 148H34V146H37ZM63 145H64V143H63ZM67 145H68V143H67ZM67 145H65V146H67ZM100 145H101V143H100ZM115 145H116V143H115ZM122 145H123V143H122ZM136 145H137V144H136ZM140 145H138V146H140ZM142 145H143V143H142ZM153 145H155V143H153ZM157 145H159V143H157ZM182 145H183V143H182ZM194 145H195V143H194ZM197 145H200V144L197 143ZM197 145H196V146H197ZM206 145H207V143H206ZM65 146H64V147H65ZM95 146H96V145H95ZM97 146H99V143H98ZM108 146H109V145H108ZM159 146H160V145H159ZM159 146H158V147H159ZM183 146H184V145H183ZM218 146H219V145H218ZM235 146H236V145H235ZM59 147H61V146L59 145ZM91 147H92V146H91ZM105 147H106V146H105ZM124 147H125V146L123 145V148H122V149H124ZM135 147H136V146H135ZM143 147H144V145H143ZM152 147L154 148V146H152ZM155 147H156V146H155ZM158 147H157V148H158ZM162 147H164V146H162ZM169 147H170V146H169ZM189 147H190V146H189ZM192 147H193V146H192ZM220 147L222 148V146H220ZM226 147H227V146H226ZM232 147H233V146H232ZM251 147H252V146H251ZM27 148H28V147H27ZM37 148L39 149V146H38ZM44 148H46V147H44ZM57 148H58V146H57ZM57 148H56V149H57ZM62 148H63V146H62ZM65 148H66V147H65ZM92 148H93V147H92ZM98 148H100V147H98ZM112 148H113V146H111L110 151H113V152L115 151V152H117L115 149L112 150ZM114 148H115V146H114ZM118 148H119V151H120V147H119V146H118ZM125 148H126V147H125ZM132 148H133V146H132ZM140 148H142V147L140 146ZM140 148H138V149H140ZM183 148H184V147H183ZM186 148H187V147H186ZM197 148H198V147H197ZM204 148H206L205 145H204ZM207 148H208V147H207ZM234 148H235V147H234ZM234 148H233V149H234ZM238 148H241V147L238 146ZM238 148H236V149H238ZM247 148H248V147H247ZM254 148H255V147H254ZM34 149H35V148H34ZM60 149H61V148H60ZM67 149H71V148H70V147H69V148L67 147V148L65 149V151H66ZM122 149H121V150H122ZM127 149L130 150V148H128V146H127ZM135 149H136V148H135ZM145 149H147V148H145ZM190 149H191V148H190ZM190 149H189V150H190ZM200 149H201V148H200ZM218 149H219V147H218ZM225 149H228V148H225ZM230 149H231V148H230ZM32 150H33V149H32ZM32 150H31V151H32ZM36 150H37V149H36ZM51 150H54V149L52 148ZM63 150H64V149H63ZM89 150H90V149H89ZM129 150H128V152H129ZM147 150H148V149H147ZM165 150H166V149H165ZM183 150H184V149H183ZM187 150H188V149H187ZM192 150H193V149H192ZM192 150H191V151H192ZM201 150H202V149H201ZM201 150H198L197 152H199V151H201ZM205 150H207V149H205ZM209 150H210V149H209ZM209 150H208V152H210ZM216 150H217V149H216ZM231 150H232V149H231ZM231 150H228V151H231ZM244 150H245V149H244ZM255 150L258 151L257 148H255ZM3 151H4V149H3L2 151L0 150V152H3ZM48 151H49V150H48ZM60 151H61V152H64V151H62V150H60ZM67 151H68V150H67ZM90 151H91V150H90ZM96 151H97V150H96ZM103 151H104V149H103ZM124 151H125V150H124ZM132 151H133V152H132ZM132 151H130V153H131V152L134 153V151L138 153L137 150H133V149H132ZM142 151H144V150H142ZM177 151H178V149H177ZM213 151H215V150L213 149ZM221 151H222V150H221ZM221 151H220V152H221ZM228 151H227V152H228ZM252 151H253V147H252ZM33 152H34V151H33ZM49 152H50V151H49ZM54 152H56V151H54ZM57 152H58V151H57ZM61 152H60V153H61ZM70 152H71V151H70ZM74 152H75V150H74ZM93 152H95V150H93ZM120 152H121V151H120ZM166 152H168V151H166ZM184 152H185V151H184ZM189 152H190V151H189ZM201 152H202V151H201ZM215 152H216V151H215ZM223 152H224V148H223ZM235 152H236V151H235ZM235 152H234V153H235ZM245 152H246V151H245ZM34 153H38V154H39V152H37V151L34 152ZM58 153H59V152H58ZM71 153H72V152H71ZM96 153H97V152H96ZM99 153H101V152H99ZM102 153H103V152H102ZM105 153H106V152H105ZM109 153H110V152L108 151V154H109ZM117 153H119V152H117ZM117 153H116V154H117ZM126 153H127V152H126ZM126 153L123 152V154H126ZM141 153H142V152H140V154H141ZM160 153H161V152H160ZM187 153H188V152H187ZM192 153H193V151H192ZM210 153H211V152H210ZM213 153H214V152H213ZM225 153H226V152H224V154H225ZM243 153H244V152H243ZM243 153H242V154H243ZM258 153H259V152H258ZM40 154H41V153H40ZM40 154H39V155H40ZM64 154L66 155V153H64ZM67 154H68V153H67ZM72 154H73V153H72ZM94 154H95V153H94ZM103 154H104V153H103ZM103 154H102V155H103ZM134 154H136V153H134ZM138 154H139V153H138ZM138 154H137V155H138ZM143 154L145 155L144 152H143ZM158 154H159V153H158ZM177 154H178V153H177ZM203 154H204V153H203ZM216 154H218V153H216ZM219 154H220V153H219ZM222 154H223V153H222ZM222 154H221V155H222ZM228 154H229V152H228ZM228 154H227V155H228ZM230 154H231V152H230ZM237 154H238V153H237ZM260 154H261V155H262V154L264 155V153H260ZM0 155H1V153H0ZM2 155H3V154H2ZM36 155H37V154H36ZM39 155H38V156H39ZM41 155H42V154H41ZM49 155H50V154H49ZM58 155H59V154H58ZM78 155H79V154H78ZM91 155H92V154H91ZM96 155H97V154H96ZM109 155H110V154H109ZM113 155H114V154H113ZM113 155H112V156H113ZM144 155H143V157H144ZM179 155H180V152H179ZM205 155H206V154H205ZM212 155H213V154H212ZM214 155H215V154H214ZM214 155H213V156H214ZM233 155H234V154H233ZM244 155H245V154H244ZM246 155H248V154H246ZM246 155H245V157H247ZM3 156H4V155H3ZM59 156H60V155H59ZM66 156H67V155H66ZM97 156H98V155H97ZM103 156H104V155H103ZM103 156H102V157H103ZM121 156H122V152H121ZM134 156L137 157L136 155H134ZM141 156H142V154H141ZM141 156H139V158H140ZM177 156H178V155H177ZM190 156H193V155H190ZM195 156H196V155H195ZM215 156H218V155H215ZM224 156L226 157V155H224ZM237 156H238V155H237ZM4 157H5V156H4ZM4 157H3V158H4ZM30 157H31V156H30ZM62 157H63V156H62ZM69 157H70V155H69ZM80 157H81V156H80ZM80 157H79V158H80ZM84 157H85V156H84ZM89 157H90V156H88V158H89ZM94 157H95V156H94ZM108 157H109V156H108ZM108 157H107V158H108ZM110 157H111V156H110ZM110 157H109L108 159H110ZM114 157H115V155H114ZM124 157H125V156H124ZM124 157H123V158H124ZM128 157H129V156H128ZM132 157H133V154H132ZM135 157H134V158H135ZM145 157H147V155H146ZM157 157H158V156H157ZM178 157H179V156H178ZM180 157H181V156H180ZM180 157H179V158H180ZM210 157H211V156H210ZM222 157H223V156H222ZM225 157H224V158H225ZM262 157H264V156H262ZM262 157H261V158H262ZM1 158H2V156H1ZM32 158H34V156H33ZM40 158H41V157H40ZM70 158H71V157H70ZM105 158H106V157H105ZM112 158H113V157H112ZM115 158H116V157H115ZM115 158H114V159H115ZM119 158H120V157H118V158H116V159H118V161H119ZM121 158H122V157H121ZM198 158H199V157H198ZM198 158L196 157V159H198ZM203 158H204V157H203ZM217 158H218V157H216L215 159H217ZM219 158H220V157H219ZM219 158H218V159H219ZM226 158H227V157H226ZM231 158H232V155H231ZM233 158H234V157H233ZM5 159H6V158H5ZM29 159H30V158H29ZM64 159H65V158H64ZM80 159H81V158H80ZM82 159H83V158H82ZM96 159H98V158L96 157ZM99 159H101V158H99ZM99 159H98V160H99ZM141 159H142V158H141ZM141 159H140V160H141ZM149 159H150V157H149ZM151 159H152V158H151ZM151 159H150V160H151ZM201 159H202V158H201ZM240 159H241V158H240ZM257 159H258V157H257ZM259 159H260V158H259ZM2 160H4V159H2ZM39 160L42 161V159H39ZM39 160H38V161H39ZM90 160H91V157H90ZM125 160H126V159H125ZM135 160H136V159H135ZM135 160H134V161H135ZM145 160H146V158H145ZM168 160H169V159H168ZM179 160H180V159H179ZM205 160H206V159H205ZM219 160H220V159H219ZM250 160H251V158H250ZM250 160H249V161H250ZM262 160H263V159H262ZM5 161H6V160H5ZM30 161H31V160H30ZM36 161H37V159H36ZM82 161H83V160H82ZM93 161H94V158H93ZM100 161H101V160H100ZM116 161H117V160H116ZM118 161H117V162H118ZM120 161H124V160H121V159H120ZM153 161H154V160H153ZM157 161H158V160H157ZM169 161H170V160H169ZM169 161H168V162H169ZM172 161H173V160H172ZM222 161H223V158H222ZM225 161H226V160H225ZM225 161H224V162H225ZM240 161H242V160H240ZM255 161H256V159H255ZM113 162H115V160H113ZM145 162H146V161H145ZM147 162H148V161H147ZM154 162H155V161H154ZM174 162H175V161H174ZM212 162H213V161H212ZM212 162H211V163H212ZM233 162H234V160H233ZM237 162H239V161H237ZM246 162H247V161H246ZM2 163L4 164L5 162L3 161ZM24 163L27 164L28 162H26V160H25ZM41 163H42V162H41ZM41 163L38 162V164H41ZM45 163H46V160H45ZM45 163H44V164H45ZM95 163H96V162H95ZM95 163H94V164H95ZM127 163H128V162H127ZM135 163H136V162H135ZM142 163H143V162H142ZM148 163H150V162H148ZM148 163H147V164H148ZM175 163H176V162H175ZM211 163H210V164H211ZM226 163H227V161H226ZM252 163H253V162H252ZM252 163H251V164H252ZM256 163H260V162H257V161H256ZM5 164H7V163H5ZM35 164H36V162H35ZM47 164H48V162H47ZM49 164H50V163H49ZM49 164H48V165H49ZM82 164H83V162H82ZM90 164H91V161H90ZM94 164H92V165H94ZM102 164H103V163H102ZM119 164H120V163H119ZM131 164H133V163H131ZM137 164H138V162H137ZM156 164H157V163H156ZM168 164H169V163H168ZM201 164L203 165V163H201ZM204 164H205V163H204ZM207 164H208V163H207ZM215 164H216V163H215ZM220 164H221V163H220ZM223 164H224V163H223ZM228 164H229V163H228ZM231 164H232V162H231ZM231 164H230V167H231ZM238 164H239V163H238ZM238 164H237V165H238ZM253 164H254V163H253ZM262 164H263V163H262ZM0 165H1V164H0ZM9 165H10V164H9ZM33 165H34V164H33ZM42 165H43V164H42ZM51 165H52V164H51ZM51 165H50V167H51ZM124 165H126V164H124ZM143 165H144V163H143ZM173 165H174V164H172V166H173ZM199 165H200V164H199ZM202 165H201V166H202ZM225 165H226V164H225ZM246 165H247V164H246ZM35 166H36V165H35ZM46 166H47V165H46ZM52 166H53V167H52L51 170L55 169L54 165H52ZM95 166H96V165H95ZM115 166H116V165H115ZM119 166H120V165H119ZM121 166H122V165H121ZM134 166H136V165L134 164ZM168 166H169V165H167V167H168ZM204 166H205V165H204ZM211 166H212V165H211ZM214 166H215V165H214ZM218 166H219V162H218ZM241 166H242V164H241ZM0 167H2V166H0ZM8 167H10V166H8ZM109 167H111V166H109ZM116 167H117V166H116ZM116 167H115V169H116ZM132 167H133V166H132ZM142 167H143V166H142ZM147 167H149V166H147ZM156 167H157V166H156ZM205 167H206V166H205ZM215 167H216V166H215ZM234 167H235V166H233V168H234ZM262 167H263V165H262ZM39 168H40V167H38V169H39ZM41 168H42V166H41ZM45 168H46V167H45ZM87 168H89V166H87ZM112 168H113V166H112ZM118 168H119V167H118ZM122 168H124V167H122ZM122 168H121V169H122ZM206 168H207V167H206ZM206 168H205V169H206ZM224 168H225V167H224ZM238 168H240V167H238ZM246 168H247V166H246ZM252 168H253V167H252ZM252 168H251V169H252ZM0 169H2V168H0ZM42 169H44V167H43ZM42 169H41V171H44V170H42ZM47 169H49V168L47 167ZM126 169H127V167H126ZM144 169H145V168H144ZM150 169H151V168H150ZM156 169H157V168H156ZM183 169H184V168H183ZM205 169H204V170H205ZM207 169H208V168H207ZM216 169H217V167H216ZM222 169H223V168H222ZM243 169H244V168H243ZM255 169L257 170V168H255ZM20 170H21L20 173H22V170H25V169H24L23 166H22V168L19 169V171H20ZM35 170L38 171L37 169H35ZM49 170H50V169H49ZM66 170H67V169H66ZM89 170H91V169L89 168ZM99 170H100V169H99ZM119 170H120V169H119ZM123 170H124V169H123ZM152 170H153V168H152ZM159 170H160V168H159ZM193 170H194V169H193ZM226 170H227V167H226ZM226 170H225V171H226ZM234 170H235V169H234ZM249 170H250V169H249ZM253 170H254V169H253ZM0 171H1V170H0ZM2 171H3V173H4V171H6V170L3 169ZM2 171H1V172H2ZM25 171H26V170H25ZM25 171H24V172H25ZM36 171H34V172H36ZM41 171H40V172H41ZM45 171H47V170H45ZM69 171H70V170H69ZM126 171H127V170H126ZM156 171H157V170H156ZM202 171H203V170H202ZM208 171H209V170H208ZM220 171H221V170H220ZM250 171H251V170H250ZM250 171H249V172H250ZM1 172H0V175H2ZM6 172H7V171H6ZM11 172H13V171H10V169H9V173H11ZM47 172H48V171H47ZM51 172H53V171H50V173H51ZM95 172H96V170L94 171V173H95ZM111 172H112V171H111ZM122 172H123V171H122ZM124 172H125V171H124ZM157 172H158V171H157ZM192 172H193V171H192ZM195 172H196V171H195ZM228 172H229V171H228ZM238 172H239V171H238ZM242 172H243V171H242ZM246 172H247V171H246ZM20 173H19V174H20ZM26 173H27V172H26ZM43 173H44V172H43ZM50 173H49V174H50ZM57 173H58V172H57ZM91 173H92V171H91ZM109 173H110V172H109ZM131 173H132V171H131ZM159 173H160V172H159ZM163 173H164V172H163ZM163 173H162V174H163ZM184 173H185V172H184ZM186 173H187V172H186ZM218 173H219V172H218ZM232 173H233V172H232ZM240 173H241V172H240ZM256 173H257V172H256ZM4 174H5V173H4ZM4 174H3V175H4ZM6 174H8V172H7ZM6 174H5L4 176H6ZM15 174H16V173H15ZM19 174H18V175H19ZM45 174H47V173H45ZM58 174H59V173H58ZM60 174H61V173H60ZM60 174H59V175H60ZM63 174H64V173H63ZM63 174H62V175H63ZM102 174H103V173H102ZM191 174H192V173H191ZM221 174H222V173H221ZM229 174H230V173H229ZM234 174H235V171H234ZM23 175H24V174H23ZM23 175H20V176L22 177ZM27 175H29V174L27 173ZM50 175H52V174H50ZM62 175H61V176H62ZM82 175H83V174H82ZM88 175H89V174H88ZM88 175H86V176H87L86 178H84V176H83V179H85V180L88 179V180H89V185H91L92 183L90 182V179L88 178V177H89ZM94 175H95V174H94ZM133 175H134V174H133ZM163 175H164V174H163ZM163 175H162V176H163ZM167 175H168V174H167ZM217 175H218V174H217ZM260 175H261V171H260ZM11 176H12V175H11ZM11 176H10V177H11ZM24 176H26V174H25ZM29 176H30V175H29ZM46 176H48V174H47ZM46 176H45V177H46ZM64 176H65V175H64ZM71 176H72V175L70 174V178H71ZM79 176H80V175H79ZM92 176H93V173H92ZM110 176L112 177V175H110ZM134 176H136V174H135ZM145 176H146V175H145ZM145 176H144V177H145ZM158 176H159V174H158ZM165 176H166V174H165ZM232 176H233V175H232ZM232 176H231V177H232ZM241 176H242V175H241ZM245 176H246V175H245ZM253 176H254V175H253ZM10 177L8 178L9 180H10ZM21 177H20V178H21ZM113 177H114V176H113ZM115 177H116V176H115ZM163 177H164V176H163ZM168 177H169V176H168ZM195 177L197 178L196 175H195ZM202 177H203V176H202ZM205 177H206V176H205ZM210 177H211V176H210ZM212 177H213V176H212ZM228 177H229V176H228ZM246 177H248V176H246ZM249 177H250V176H249ZM0 178H1V176H0ZM4 178H5V177H4ZM23 178H24V177H23ZM23 178H22V179H23ZM48 178H49V177H48ZM62 178H63V176H62ZM64 178H65V177H64ZM90 178H92V177H90ZM109 178H110V177H109ZM117 178H118V177H117ZM120 178H121V177H120ZM127 178H128V177H127ZM159 178H160V177H159ZM250 178H251V177H250ZM250 178H249V179H250ZM258 178H259V177H258ZM258 178H257V179H258ZM28 179H29V177H28ZM39 179L42 180V177L39 178ZM68 179H69V178H68ZM73 179H74V178H73ZM81 179H82V178H81ZM81 179H78V180H81ZM111 179H112V178H111ZM111 179H110V180H111ZM148 179H150V178L148 177ZM165 179H167V176H166ZM176 179H177V178H176ZM197 179H198V178H197ZM197 179H196V182H197ZM202 179H203V178H202ZM207 179H208V178H207ZM213 179H214V178H213ZM222 179H223V178H222ZM244 179H246V178H244ZM2 180H3V179H1V181H2ZM5 180H6V178H5ZM23 180H24V179H23ZM96 180L98 181L99 178L97 179V177H96ZM102 180H103V179H102ZM102 180L100 179V181H102ZM116 180H117V179H116ZM162 180H163V179H162ZM208 180H210V179H208ZM223 180H224V179H223ZM229 180H231V179L229 178ZM229 180H228V182H229ZM6 181H7V180H6ZM21 181H22V180H21ZM74 181H75V179H74ZM76 181H77V180H76ZM91 181H94V182H95V177H94V180H93V178H92ZM103 181H104V180H103ZM123 181H124V180H123ZM143 181H144V180H143ZM157 181H158V180H157ZM173 181H174V180H173ZM173 181H172V182H173ZM177 181H178V180H177ZM179 181H181V180H179ZM185 181H186V179H185ZM203 181H205V180H203ZM219 181H220V179H219ZM225 181H226V180H225ZM231 181H232V180H231ZM253 181H254V180H253ZM258 181H259V180H258ZM260 181H261V180H260ZM263 181H264V180H263ZM8 182H9V181H8ZM10 182H11V180H10ZM12 182H13V181H12ZM12 182H11V183H12ZM22 182H24V181H22ZM22 182H21V183H22ZM28 182H32V181H29V180H28ZM28 182H26V183H28ZM39 182H40V181H39ZM41 182H42V181H41ZM71 182H72V181H71ZM80 182H81V181H80ZM82 182H83V180H82ZM82 182H81V183H82ZM87 182H88V181H87ZM87 182H86V183H87ZM94 182H93V183H94ZM111 182L113 183L112 180H111ZM116 182H117V181H116ZM116 182H115V183H116ZM132 182H133V181H132ZM150 182H151V181H150ZM209 182H210V181H209ZM221 182H222V181H221ZM244 182H245V181H244ZM18 183H19V182H18ZM18 183H17V184H18ZM66 183H67V182H66ZM84 183H85V182H84ZM84 183H82V184H84ZM95 183H97V182H95ZM99 183H100V182H99ZM108 183H109V182H108ZM115 183H114V184H115ZM141 183H142V182H141ZM143 183H144V182H143ZM156 183H157V182H156ZM156 183H155V184H156ZM169 183H170V180H169ZM174 183H175V182H174ZM182 183H183V182H182ZM206 183H207V180H206ZM215 183H216V182H215ZM226 183H227V182H226ZM231 183H233V182H231ZM258 183H259V182H258ZM261 183H262V182H261ZM261 183H259V184H261ZM0 184H1V183H0ZM2 184H3V182H2ZM2 184H1V185H2ZM29 184H33V183H29ZM29 184H28V186H31V185H29ZM54 184H55V183H54ZM74 184H75V183H74ZM78 184H79V183H78ZM97 184H98V183H97ZM102 184H103V183H102ZM125 184H126V183H125ZM135 184H137V183H135ZM161 184H163V182H162ZM164 184H165V183H164ZM170 184H171V183H170ZM175 184H176V183H175ZM175 184H174V188H175ZM178 184H179V183H177V185H178ZM190 184H191V183H190ZM192 184L195 185V183H192ZM222 184H223V183H222ZM19 185H20V184H19ZM25 185L27 186V184H25ZM25 185H23V186H25ZM33 185H34V184H33ZM51 185H53V184H51ZM67 185H68V184H67ZM87 185H88V184H87ZM93 185L95 186V184H93ZM105 185H108V184H105ZM112 185H113V184H112ZM144 185H145V184H144ZM151 185H152V184H151ZM166 185H167V184H166ZM177 185H176V186H177ZM181 185H182V184H181ZM197 185H198V184H197ZM197 185H196V186H197ZM215 185H216V184H215ZM227 185H228V184H227ZM232 185H233V184H232ZM245 185H246V184H245ZM245 185H244V187H245ZM249 185H250V183H249ZM262 185H263V184H262ZM15 186H16V184H15ZM15 186H14V187H15ZM62 186H63V185H62ZM69 186H70V185H69ZM75 186H76V185H75ZM78 186H79V185H78ZM78 186H77V187H78ZM82 186H83V185H82ZM91 186H92V185H91ZM91 186H90V188H91ZM136 186H137V185H136ZM136 186H135V187H136ZM162 186H163V185H162ZM204 186H205V185H204ZM210 186H211V184H210ZM221 186H222V185H221ZM224 186H225V185H224ZM224 186H223V187H224ZM230 186H231V185H230ZM230 186H228V187H230ZM235 186H236V185H235ZM257 186H258V184H257ZM70 187H71V186H70ZM85 187H86V186H85ZM95 187H96V186H95ZM109 187H111V186H109ZM114 187H115V189H116L117 186L114 185ZM177 187H178V186H177ZM205 187H206V186H205ZM216 187H217V186H216ZM226 187H227V186H226ZM226 187H225V188H226ZM228 187H227V188H228ZM20 188H21V189L18 188V189H19L18 191L22 190L21 185H20ZM37 188L40 189V190H42V188H40V187H37ZM64 188H65V187H64ZM71 188H73V187H71ZM88 188H89V187H88ZM90 188L88 189V191L90 190ZM119 188H120V187H119ZM121 188H123V186H122ZM133 188H134V187H133ZM138 188H139V187H138ZM163 188H164V187H163ZM168 188H169V187H168ZM168 188H167V190H168ZM184 188H185V187H184ZM210 188H211V187H210ZM214 188H215V187H214ZM233 188H234V187H233ZM247 188H248V187H247ZM254 188H255V187H254ZM262 188H263V187H262ZM16 189H17V188H16ZM57 189H58V187H57ZM66 189H68V188H66ZM93 189H94V187H93ZM104 189H105V188H104ZM108 189H109V188H108ZM111 189H112V187H111ZM111 189H110V190H111ZM147 189H149V188H147ZM170 189H171V188H170ZM170 189H169V190H170ZM175 189H176V188H175ZM216 189H218V188H216ZM239 189H240V188H239ZM252 189H253V188H252ZM255 189H257V188H255ZM263 189H264V188H263ZM1 190H3V189H1ZM53 190H54V189H53ZM91 190H92V189H91ZM106 190H107V189H106ZM112 190H113V189H112ZM125 190H126V189H125ZM167 190H166V191H167ZM178 190H179V189H178ZM189 190H190V189H189ZM189 190H188V191H189ZM194 190H195V189H194ZM44 191H45V189H44ZM72 191H73V190H72ZM78 191H80V190H78ZM78 191H77V192H78ZM83 191H84V190H83ZM96 191H98V190H96ZM119 191H120V190H119ZM127 191H128V190H127ZM142 191H143V190H142ZM152 191H153V190H152ZM174 191H175V190H174ZM191 191H192V189H191ZM228 191H229V190H228ZM240 191H241V190H240ZM240 191H239V192H240ZM245 191H246V190H245ZM250 191H251V190H250ZM250 191H249V193H251ZM258 191H259V190H258ZM258 191H257V192H258ZM1 192H2V191H1ZM45 192H48V193H49V191H47V190H46ZM67 192H68V191H67ZM70 192H71V191H70ZM85 192H86V191H85ZM85 192H81V193H84V194H85ZM91 192L93 193V191H91ZM140 192H141V191H140ZM147 192H148V191H147ZM154 192H155V191H154ZM241 192H242V191H241ZM252 192H253V191H252ZM19 193L21 194L22 192L20 191ZM42 193H43V192H42ZM61 193H62V192H60V194H61ZM72 193H73V192H72ZM81 193H78V194H81ZM89 193H90V192H89ZM97 193H98V192H97ZM109 193H110V192H109ZM171 193H172V190H171ZM180 193H181V192H179V194H180ZM184 193H185V191H184ZM189 193H190V191H189ZM191 193H192V192H191ZM196 193H197V192H196ZM199 193H201V192H199ZM232 193H233V192H231V194H232ZM235 193H236V192H235ZM249 193H248V195H249ZM20 194H19V195H20ZM44 194H46V193H44ZM52 194H53V193H52ZM55 194H56V193H55ZM100 194H101V193H100ZM100 194H99V195H100ZM107 194H108V193H107ZM148 194H149V193H148ZM167 194H168V193H167ZM169 194H170V193H169ZM187 194H188V193H187ZM240 194H241V193H240ZM251 194H252V193H251ZM254 194H255V193H254ZM47 195H48V194H47ZM64 195H65V194H63L62 196L64 197ZM72 195H74V194H72ZM72 195H71V196H72ZM85 195H86V194H85ZM87 195H88V193H87ZM110 195L113 196V194H111V193H110ZM120 195H121V194H120ZM160 195H161V193H160ZM172 195H173V193H172ZM174 195H175V193H174ZM180 195H181V194H180ZM193 195H194V194H193ZM195 195H196V194H195ZM195 195H194V196H195ZM200 195H202V194H200ZM203 195H204V194H203ZM213 195H214V194H213ZM221 195H222V194H221ZM238 195H239V194H238ZM49 196H51V194H50ZM71 196H70V194H69V197H71ZM80 196H81V195H80ZM93 196H94V195H93ZM93 196H92V197H93ZM124 196H125V195H124ZM132 196H133V195H132ZM135 196H136V195H135ZM148 196H149V195H148ZM157 196H158V195H157ZM164 196H165V194H164ZM182 196H183V195H182ZM187 196H188V195H187ZM197 196H198V195H197ZM206 196H207V195H206ZM214 196H215V195H214ZM218 196H219V195H218ZM218 196H217V197H218ZM256 196H257V195H256ZM261 196H262V195H261ZM263 196H264V195H263ZM1 197H2V196H0V198H1ZM54 197H55V196H54ZM56 197H57V195H56ZM60 197H61V196H60ZM63 197H62V198H63ZM66 197H67V196H66ZM66 197H65V198H66ZM96 197H97V196H96ZM101 197H102V196H101ZM101 197H100V198H101ZM113 197H114V196H113ZM140 197H141V196H140ZM168 197H169V196H167V198H168ZM201 197H202V196H201ZM228 197H230V196H228ZM228 197H227V198H228ZM232 197H233V195H232ZM232 197H231V198H232ZM239 197H240V196H239ZM250 197H253V196L250 195ZM257 197H258V196H257ZM159 198H160V197H159ZM162 198H163V197H162ZM178 198H179V197H178ZM192 198H194V197H192ZM197 198H198V197H197ZM219 198H220V197H219ZM227 198H225V199H227ZM240 198H241V197H240ZM240 198H238V200H239ZM248 198H249V197H248ZM73 199H74V198H73ZM96 199L98 200V197H97ZM116 199H117V198H116ZM120 199H121V198H120ZM132 199H133V198H132ZM164 199H165V198H164ZM174 199H175V198H174ZM189 199H190V198H189ZM194 199H195V198H194ZM212 199H213V198H212ZM212 199H211V200H212ZM222 199H223V197H222ZM229 199H230V198H229ZM255 199H256V197H255ZM255 199H253V200L255 201ZM258 199H259V197H258ZM48 200H49V199H48ZM48 200H47V201H48ZM66 200H67V199H66ZM142 200H143V199H142ZM156 200H157V199H156ZM162 200H163V199H162ZM162 200H161V202H162ZM175 200H176V199H175ZM198 200H199V199H198ZM208 200H209V199H208ZM218 200H219V199H218ZM232 200L234 201V199H232ZM249 200H250V199H249ZM249 200H248V201H249ZM251 200H252V199H251ZM256 200H257V199H256ZM261 200H262V199H261ZM56 201H57V200H56ZM56 201H55V202H56ZM61 201H62V199H61ZM69 201H70V200H69ZM124 201H125V199H124ZM127 201H128V199H127ZM140 201H141V200H140ZM165 201H166V200H165ZM169 201H170V200H169ZM192 201H193V200H192ZM194 201H196V200H194ZM202 201H203V200H202ZM219 201H220V200H219ZM235 201H236V199H235ZM239 201H240V200H239ZM48 202H49V201H48ZM58 202H59V201H58ZM118 202H119V201H118ZM125 202H126V201H125ZM136 202H137V201H136ZM141 202H142V201H141ZM157 202H158V200H157ZM177 202H178V201H177ZM186 202H187V201H186ZM197 202H198V201H197ZM212 202H213V201H212ZM46 203H47V202H46ZM56 203H57V202H56ZM59 203H60V202H59ZM129 203H130V202H129ZM129 203H128V204H129ZM139 203H140V202H139ZM155 203H156V202H155ZM158 203H159V202H158ZM165 203H166V202H165ZM175 203H176V202H175ZM219 203H220V202H219ZM223 203H224V201H223ZM226 203H227V202H226ZM238 203H239V202H238ZM248 203H249V205H250V201H249ZM258 203H260V202L258 201ZM49 204H50V203H49ZM57 204H58V203H57ZM57 204H56V205H57ZM61 204H62V202H61ZM61 204H60V206H61ZM119 204H120V203H119ZM119 204H118V205H119ZM197 204H198V203H197ZM240 204H241V203H240ZM262 204H263V203H262ZM0 205H1V204H0ZM54 205H55V204H54ZM152 205H153V204H152ZM168 205H170V204H168ZM176 205H177V204H176ZM183 205H184V203H183ZM206 205H207V204H206ZM227 205H229V204H227ZM236 205H237V204H236ZM245 205H246V204H245ZM251 205H252V204H251ZM254 205H256V204H254ZM254 205H253V206H254ZM259 205H260V204H259ZM263 205H264V204H263ZM127 206H128V205H127ZM145 206H146V205H145ZM163 206H164V205H163ZM219 206H221V205H218V207H219ZM234 206H235V205H234ZM247 206H248V205H247ZM53 207H54V206H53ZM57 207H59V206H57ZM101 207H102V206H101ZM135 207H136V206H135ZM138 207H139V206H138ZM142 207H143V206H142ZM146 207H148V206H146ZM153 207H154V205H153ZM165 207H166V206H165ZM181 207H182V206H181ZM183 207H184V206H183ZM186 207H187V206H186ZM188 207H189V206H188ZM212 207H213V206H212ZM218 207H217V208H218ZM240 207H241V206H240ZM105 208H106V207H105ZM118 208H119V207H118ZM155 208H157V207H155ZM161 208H162V207H161ZM229 208H230V206H229ZM244 208H245V207H244ZM255 208H256V207H255ZM257 208H258V206H257ZM54 209H55V208H54ZM61 209H62V208H61ZM68 209H69V207H68ZM111 209H112V208H111ZM183 209H184V208H183ZM188 209H189V208H188ZM221 209H222V208H221ZM227 209H228V207H227ZM230 209H232V208H230ZM233 209H234V208H233ZM239 209H240V208H239ZM249 209H250V208H249ZM252 209H253V207H252ZM261 209H262V208H261ZM1 210H2V209H1ZM136 210H137V209H136ZM144 210H145V209H144ZM154 210H155V209H154ZM213 210H214V209H213ZM218 210H219V209H218ZM236 210H237V209H236ZM246 210H247V208H246ZM67 211H68V210H67ZM101 211H102V209H101ZM129 211H130V210H129ZM156 211H157V210H156ZM183 211H184V210H183ZM186 211H187V210H186ZM195 211H196V210H195ZM197 211H198V210H197ZM214 211H215V210H214ZM227 211H228V210H227ZM227 211H226V212H227ZM230 211H231V210H230ZM233 211H234V210H233ZM259 211H260V210H259ZM52 212H53V211H52ZM98 212H100V210H99ZM103 212H104V211H103ZM122 212H124V210H123ZM132 212H133V211H132ZM148 212H149V210H148ZM151 212H152V210H151ZM159 212H160V211H159ZM175 212H176V211H175ZM188 212H189V211H188ZM188 212H187V213H188ZM202 212H203V211H202ZM208 212H209V211H208ZM236 212H237V211H236ZM242 212H244V211L242 210ZM248 212H249V211H248ZM253 212H255V211H253ZM260 212H261V211H260ZM58 213H59V211L56 213V215H57ZM101 213H102V212H101ZM104 213H105V212H104ZM116 213H117V212H116ZM116 213H115V214H116ZM125 213H126V211H125ZM140 213H141V210H140ZM179 213H180V212H179ZM50 214H51V213H50ZM164 214H165V213H164ZM168 214H169V213H168ZM180 214H181V213H180ZM190 214H191V213H190ZM208 214H209V213H208ZM216 214H217V212H216ZM235 214H236V213H235ZM243 214H244V213H243ZM243 214H241L242 217H243L244 215L248 214V213H246V214H244V215H243ZM99 215H100V214H99ZM103 215L106 216L105 214H103ZM108 215H110V214H108ZM134 215H135V214H134ZM140 215H141V214H140ZM193 215H194V214H193ZM202 215H203V214H202ZM218 215H219V213H218ZM226 215H227V214H226ZM232 215H233V214H232ZM263 215H264V213H263ZM1 216H2V213H1ZM1 216H0V219L2 218ZM118 216H119V215H118ZM155 216H156V215H155ZM169 216H170V215H169ZM183 216L185 217V215H183ZM189 216H190V215H189ZM196 216H197V214H196ZM200 216H201V215H200ZM204 216H205V215H204ZM219 216H220V215H219ZM230 216H231V215H230ZM230 216H229V219H230ZM236 216H237V215H236ZM261 216H262V215H261ZM41 217L43 218L44 216H41ZM98 217H99V216H98ZM126 217H128V216H126ZM149 217H150V216H149ZM186 217H187V216H186ZM198 217H199V216H198ZM209 217H210V216H209ZM223 217H224V215H223ZM233 217H234V216H233ZM251 217H252V215H251ZM39 218H40V217H39ZM44 218H46V216H45ZM54 218H55V217H54ZM59 218H60V217H59ZM59 218H58V219H59ZM87 218H88V217H87ZM144 218H145V217H144ZM157 218H158V217H157ZM160 218H161V217H160ZM169 218H171V217H169ZM202 218H203V217H202ZM226 218H227V217H226ZM239 218H240V217H239ZM239 218L236 217L235 219H238V220H239ZM40 219H41V218H40ZM55 219H57V217H56ZM58 219H57V220H58ZM66 219H67V218H66ZM114 219H115V218H114ZM126 219H127V218H126ZM152 219H153V218H152ZM185 219H186V218H185ZM189 219H190V218H189ZM205 219H206V218H205ZM214 219H215V217H214ZM232 219H233V218H232ZM235 219H234V220H235ZM252 219H253V218H252ZM261 219H262V218H261ZM1 220H2V219H1ZM43 220H44V219H43ZM50 220H51V219H50ZM57 220H56V221H57ZM60 220H61V219H60ZM63 220H64V219L62 218L61 221H63ZM104 220H105V218H104ZM106 220H107V219H106ZM119 220L122 221V219H119ZM147 220H148V219H147ZM210 220H211V219H210ZM15 221H16V220H15ZM17 221H18V220H17ZM17 221H16V222H17ZM40 221H41V220H40ZM40 221H39V222H40ZM47 221H48V219H47ZM51 221H52V220H51ZM56 221H55V222H56ZM115 221H116V220H115ZM154 221H155V219H154ZM178 221H180V220H178ZM186 221H187V220H186ZM191 221H192V220H191ZM191 221H190V222H191ZM217 221H218V220H217ZM0 222H1V221H0ZM23 222H24V221H23ZM37 222H38V219H37ZM48 222H49V221H48ZM55 222H54V223H55ZM57 222H58V221H57ZM57 222H56V223H57ZM63 222H64V221H63ZM87 222H88V221H87ZM100 222H101V220H100ZM128 222H129V221H128ZM137 222H138V221H137ZM163 222H164V221H163ZM165 222H166V221H165ZM183 222H184V221H183ZM183 222H182V223H183ZM204 222H205V221H204ZM204 222H203V223H204ZM220 222H221V220H220ZM223 222H224V220H223ZM225 222H226V221H225ZM246 222H248V221H246ZM255 222H256V220H255ZM19 223H21V222H19ZM65 223H66V221H65L63 224H65ZM111 223H113V221H112ZM157 223H158V221H157ZM166 223H167V222H166ZM175 223H176V222H175ZM180 223H181V222H180ZM191 223H192V222H191ZM236 223H237V222H236ZM240 223H241V222H240ZM22 224H23V223H22ZM22 224H21V226H22ZM24 224H26V222H25ZM41 224H42V221H41ZM43 224H44V226H47V225H45V223H43ZM43 224H42V225H43ZM50 224H51V223H50ZM57 224H58V223H57ZM60 224H61V223H60ZM83 224H84V223H83ZM95 224H97V223H95ZM103 224H104V223H103ZM113 224H114V223H113ZM143 224H144V222H143ZM145 224H146V221H145ZM167 224H168V223H167ZM173 224H174V223H173ZM176 224H177V223H176ZM197 224H199V223H197ZM204 224H205V223H204ZM212 224H213V223H212ZM222 224H223V223H222ZM224 224H225V223H224ZM226 224H229V222H227ZM233 224H234V223H233ZM244 224H245V223H244ZM260 224H261V223H260ZM15 225H16V224H15ZM28 225H29V224H28ZM51 225H52V224H51ZM58 225H59V224H58ZM97 225H98V224H97ZM115 225L117 226V223H116ZM129 225H130V224H129ZM129 225H128V226H129ZM146 225H147V224H146ZM158 225H159V223H158ZM168 225H169V224H168ZM178 225H179V224H178ZM184 225H185V224H184ZM184 225H183V226H184ZM214 225H215V224H214ZM240 225H241V224H240ZM247 225H248V224H247ZM249 225H251V224H249ZM262 225H264V224H262ZM2 226H3V224H1V227H2ZM13 226H14V225H13ZM13 226H11V227H13ZM17 226H18V225H17ZM21 226H20V227H21ZM25 226H27V224H26ZM31 226H32V227H31ZM31 226L29 225V228L31 227V230H32V228H33V231L35 232L34 227H33V226H35V225L33 224V225H31ZM48 226H49V225H48ZM86 226H87V223H86ZM118 226H119V225H118ZM154 226H155V225H154ZM207 226H208V225H207ZM210 226H211V224H210ZM219 226H220V225H219ZM223 226H225V225H223ZM229 226H230V225H229ZM245 226H246V225H245ZM14 227H15V226H14ZM50 227L53 228V226H50ZM62 227H64V226H62ZM69 227H70V226H69ZM162 227H163V226H162ZM184 227H185V226H184ZM184 227H183V228H184ZM187 227H189V226H187ZM190 227H191V226H190ZM238 227L240 228V226H238ZM247 227H248V226H247ZM249 227H250V226H249ZM27 228H28V227H27ZM27 228H25L24 230L26 231ZM39 228H40V226H39ZM46 228H47V227H46ZM86 228H87V227H86ZM100 228H101V227H100ZM102 228H103V227H102ZM114 228H115V227H114ZM118 228H119V227H118ZM120 228H121V227H120ZM128 228H129V227H128ZM137 228H138V227H137ZM142 228H143V227H142ZM148 228H150V227H148ZM152 228H153V227H152ZM158 228H159V227H158ZM166 228H167V227H166ZM174 228H175V227H174ZM178 228H179V227H178ZM192 228H193V225H192ZM230 228H231V227H230ZM250 228H251V227H250ZM250 228H249V229H250ZM253 228H255V227H253ZM257 228H258V227H257ZM263 228H264V227H263ZM263 228H262V229H263ZM0 229H2V228H0ZM9 229H10V228H9ZM15 229H18V228L16 227ZM15 229H14V230H15ZM22 229H23V226H22ZM42 229H43V228H42ZM42 229H39V230L36 229V230H37V231H40V230H42ZM80 229H81V228H80ZM125 229H126V228H125ZM154 229H155V228H154ZM154 229H151V230L153 231ZM160 229H161V228H160ZM163 229H165V228H163ZM194 229H195V228H194ZM198 229H199V228H198ZM201 229H202V228H201ZM208 229H209V228H208ZM228 229H229V228H228ZM255 229H256V228H255ZM255 229H254V230H255ZM2 230H4V227H3ZM11 230H12V229H11ZM18 230H20V229H18ZM18 230H17V231H18ZM29 230H30V229H29ZM44 230H45V229H44ZM47 230H49V227L46 229V231H47ZM50 230H51V229H50ZM52 230H53V229H52ZM52 230H51V231H52ZM55 230H56V228L53 230V232H54ZM57 230H59V229H57ZM131 230H132V229H131ZM135 230H136V229H135ZM135 230H134V231H135ZM167 230H169V229H167ZM170 230H173V228H172V229L170 228ZM178 230H179V229H178ZM182 230H183V229H182ZM190 230H191V229H190ZM235 230H236V228H235ZM240 230H241V229H240ZM246 230H247V229H246ZM258 230H259V228H258ZM98 231H99V230H98ZM108 231H109V230H108ZM113 231H114V230H113ZM136 231H137V230H136ZM140 231H141V230H140ZM146 231H147V230H146ZM161 231H162V230H161ZM161 231L159 230L158 234H160ZM164 231H166V229H165ZM200 231H201V230H200ZM217 231H219V230H217ZM226 231H227V230H226ZM15 232H16V231H15ZM22 232H23V231H22ZM34 232H33L32 234H34ZM41 232H43V231H41ZM53 232H52V233H53ZM56 232H58V231H56ZM60 232H62V231L59 230V233H60ZM100 232H101V231H100ZM119 232H120V231H119ZM126 232H127V231H126ZM154 232H155V231H154ZM154 232H153V233H154ZM171 232H172V231H171ZM190 232H191V231H190ZM198 232H199V231H198ZM198 232H197V233H198ZM209 232H210V231H209ZM224 232H225V231H224ZM224 232H223V233H224ZM228 232H230V231L228 230ZM234 232H235V231H234ZM242 232L244 233V231H242ZM19 233H20V232H19ZM19 233H18V234H19ZM46 233H47V232H46ZM96 233H97V232H96ZM116 233H117V231H116ZM123 233H124V232H123ZM132 233H133V231H132ZM132 233H131V234H132ZM140 233H141V232H140ZM162 233H163V232H162ZM172 233H174V232H172ZM175 233H176V232H175ZM179 233H180V231H179ZM200 233H203V232H200ZM239 233H240V232H239ZM249 233H250V232H249ZM254 233H255V232H254ZM256 233H257V231H256ZM26 234H28V233L26 232L25 235H24V233H23V234H22L23 237L26 236ZM30 234H31V232H30ZM30 234H28V235H30ZM40 234H41V233H40ZM42 234H43V233H42ZM44 234H45V232H44ZM55 234H58V233H55ZM60 234H61V233H60ZM62 234H63V232H62ZM101 234H102V233H101ZM124 234H125V233H124ZM127 234H128V232H127ZM156 234H157V233H156ZM165 234H167V232H165ZM165 234H164V235H165ZM185 234H187V233H185ZM195 234H196V232H195ZM198 234H199V233H198ZM259 234H260V236H261V233H259ZM0 235H1V234H0ZM13 235H14V234H13ZM20 235H21V234H20ZM35 235H36V233H35ZM63 235H64V234H63ZM117 235H118V233H117ZM117 235H115V236H117ZM136 235H137V234H136ZM140 235H141V234H140ZM154 235H155V234H154ZM181 235H183V234L181 233L180 236H181ZM187 235H188V234H187ZM213 235H214V234H213ZM227 235H228V234H227ZM240 235H243V234H240ZM247 235H248V234H247ZM257 235H258V234H257ZM263 235H264V234H263ZM1 236H2V235H1ZM36 236H37V238H38V235H36ZM36 236H35V237H36ZM41 236H42V235H41ZM44 236H47V237H48V233H47V235L45 234ZM49 236L51 237V236H53V235H50V234H49ZM65 236H66V234H65ZM147 236H149V234H148ZM151 236H152V235H151ZM169 236H170V235H169ZM192 236H193V235H192ZM2 237H3V236H2ZM17 237H18V236H17ZM17 237H16V238H17ZM31 237H33V236H31ZM35 237H34V238H35ZM62 237H63V236H61V238H62ZM128 237H130V236H128ZM133 237H134V236H133ZM139 237H140V236H139ZM139 237H138V238H139ZM159 237H160V236H159ZM163 237H164V236H163ZM163 237H162V238H163ZM183 237H184V236H183ZM187 237H189V235H188ZM202 237H203V235H202ZM207 237H208V236H207ZM213 237H215V236H213ZM221 237H222V236H221ZM229 237H230V236H229ZM250 237H251V236H250ZM252 237H253V236H252ZM262 237H263V236H262ZM14 238H15V237H14ZM19 238H20V237H19ZM26 238H27V237H26ZM26 238L24 237V239H26ZM40 238H42V237H40ZM56 238H57V237H56ZM61 238H57V239H60V240H61ZM68 238L70 239L69 236H68ZM101 238H102V237H101ZM126 238H127V237H126ZM135 238H136V236H135ZM170 238H171V237H170ZM185 238H186V237H185ZM235 238H236V237H235ZM238 238H239V237H238ZM11 239H12V238H11ZM17 239H18V238H17ZM28 239H29V237H28ZM53 239L56 240L55 237H54ZM66 239H67V238L64 237L63 240L65 241ZM69 239H68V240H69ZM95 239H96V238H95ZM110 239H111V238H110ZM112 239H113V238H112ZM121 239H124V238H121ZM166 239H167V237H166ZM192 239H193V238H192ZM195 239H196V238H195ZM214 239H215V238H213V240H214ZM221 239H222V238H221ZM228 239H229V238H228ZM0 240H3V239H0ZM14 240H16V239H14ZM14 240H13V241H14ZM19 240L22 241V240H23L22 237H21V239H19ZM19 240H18V241H19ZM36 240H37V242H39V239H36ZM44 240H46V239H44ZM63 240H62V241H63ZM68 240H66L67 243H68ZM70 240H72V239H70ZM78 240H79V239H78ZM164 240H165V238H164ZM164 240H163V241H164ZM208 240H210V239H208ZM211 240H212V239H211ZM211 240H210V242H211ZM216 240H217V239H216ZM236 240H237V239H236ZM241 240H244V239L242 238ZM263 240H264V239H263ZM20 241L18 242V244H20ZM26 241H27V239H26ZM29 241H31V239H30ZM33 241H34V240H33ZM49 241H50V240H49ZM93 241H94V240H93ZM100 241H101V240H100ZM113 241L115 242L114 239H113ZM154 241H156V240H154ZM161 241H162V240H161ZM166 241H167V240H166ZM189 241H190V240H189ZM195 241H196V240H195ZM226 241H227V240H226ZM260 241H261V240H260ZM42 242L46 243V241H42ZM54 242H55V241H54ZM58 242H59V241H58ZM94 242H95V241H94ZM127 242H128V241H127ZM157 242H158V241H157ZM221 242H222V241H221ZM234 242H235V241H234ZM242 242H243V241H242ZM246 242H248V241L246 240ZM13 243H14V242H13ZM23 243H25V246H27V245H26V242H21V245H22ZM49 243H50V242H49ZM84 243H86V241H85ZM124 243H125V242H124ZM155 243H156V242H155ZM158 243H159V242H158ZM164 243H167V242H163V244H164ZM198 243H199V241H198ZM211 243H212V242H211ZM260 243H261V242H260ZM262 243H263V242H262ZM262 243H261V244H262ZM3 244H4V242H3ZM39 244H40V242H39ZM41 244H42V243H41ZM65 244H66V243H65ZM65 244H63V245H65ZM70 244H71V242H70ZM90 244H91V243H90ZM90 244H89V246H90ZM97 244H98V243H97ZM105 244H106V243H105ZM168 244H169V243H168ZM168 244H167L166 246H168ZM199 244H200V243H199ZM207 244H209V243H207ZM0 245H1V244H0ZM36 245H37V244H36ZM44 245H45V244H44ZM50 245H52V244L50 243ZM54 245H55V243H54ZM60 245H61V244H60ZM63 245H62L63 248H60V249H63V251H64L65 249H64V246H63ZM85 245H86V244H85ZM98 245H99V244H98ZM149 245H150V244H149ZM156 245H158V244H156ZM164 245H165V244H164ZM164 245H163V247H164ZM170 245H172V244H170ZM170 245H169V246H170ZM200 245H201V244H200ZM200 245H199V246H200ZM203 245H204V244H203ZM212 245H213V244H212ZM219 245L221 246V244H219ZM240 245H242V244H240ZM259 245H260V244H259ZM263 245H264V244H263ZM1 246H2V245H1ZM15 246H16V245H15ZM19 246H20V245H19ZM23 246H24V245H23ZM38 246L40 247V245H38ZM47 246H48V243H47ZM52 246H53V245H52ZM65 246H66V250H65V251L67 252V250H69V249H67V247H69V246H71V245H69V246H68V245H65ZM92 246H94V245H92ZM105 246H106V245H105ZM112 246H113V245H112ZM125 246H126V245H125ZM154 246H155V245H154ZM172 246H173V245H172ZM205 246H206V245H205ZM215 246H216V245H215ZM238 246H239V245H238ZM28 247H29V246H28ZM31 247H33V246L31 245ZM53 247H56V246H53ZM80 247H81V246H80ZM117 247H118V246H117ZM127 247H128V246H127ZM127 247H126V249H127ZM149 247H150V246H149ZM158 247H159V246H157V248H158ZM218 247H219V246H218ZM232 247H233V246H232ZM17 248H18V247H17ZM19 248H20V247H19ZM33 248H34V252H33V253H35L37 250L35 251V247H33ZM33 248H32V250H33ZM41 248H42V247H41ZM56 248H57V247H56ZM58 248H59V247H58ZM98 248H99V247H98ZM106 248H107V247H106ZM108 248H109V246H108ZM115 248H116V247H115ZM121 248H122V247H120V249H121ZM124 248H125V247H124ZM155 248H156V247H155ZM157 248H156V249H157ZM195 248H196V247H195ZM206 248H207V247H206ZM215 248H216V247H215ZM222 248H223V247H222ZM222 248H221V250H222ZM240 248H241V247H240ZM260 248H261V247H260ZM2 249H3V248H2ZM14 249H15V248H14ZM14 249H13V251H14ZM25 249H26V248H25ZM42 249H43V248H42ZM54 249H55V248H54ZM70 249H71V248H70ZM72 249H73V248H72ZM72 249H71V250H72ZM81 249H82V248H81ZM88 249H89V248H88ZM88 249H87V250H88ZM101 249H102V247H101ZM117 249H118V248H117ZM126 249H125V250H126ZM143 249H144V248H143ZM156 249H153V251L156 250ZM164 249H165V248H164ZM167 249H169V248H167ZM203 249H204V247H203ZM228 249H229V248H228ZM235 249H236V248H235ZM257 249H258V248H257ZM262 249H263V248H262ZM32 250L29 249L30 252H32ZM47 250H48V249H47ZM55 250H56V249H55ZM55 250H54L53 252H55ZM87 250H86V251H87ZM93 250H94V249H93ZM102 250H103V249H102ZM102 250H101V251H102ZM108 250H109V249H108ZM108 250H107V251H108ZM122 250H123V249H122ZM122 250H121V251H122ZM140 250H141V249H140ZM151 250H152V249H151ZM169 250H170V249H169ZM182 250H183V249H182ZM190 250H191V249H190ZM193 250H194V249H193ZM204 250L206 251V249H204ZM209 250H211V249H209ZM214 250H215V249H214ZM236 250H237V249H236ZM0 251L5 252L4 250H0ZM13 251H12V252H13ZM17 251H18V250H17ZM25 251H26V250H25ZM29 251H27L28 254H31V253H29ZM42 251H43V250H42ZM44 251H45V250H44ZM63 251H60L59 254L62 253ZM113 251H114V250H113ZM116 251H117V250H116ZM123 251H124V250H123ZM142 251H143V250H142ZM158 251H159V250H158ZM183 251H184V250H183ZM196 251H197V250H196ZM211 251H212V250H211ZM215 251H216V250H215ZM223 251H224V250H223ZM258 251H259V250H258ZM262 251H264V250H262ZM6 252H7V249H6ZM6 252H5V257H6L5 259H8V260H9V258H7V256H6V254H7ZM9 252L11 253V250H9ZM19 252L21 253V251H19ZM38 252H40V251L38 250ZM46 252H47V251H46ZM48 252H49V251H48ZM69 252H71V251H69ZM69 252H67V253H69ZM72 252H73V251H72ZM81 252H82V251H81ZM83 252H84V251H83ZM89 252H90V251H89ZM102 252H103V251H102ZM105 252H106V250H105ZM111 252H112V248H111ZM114 252H115V251H114ZM118 252H120V251H118ZM118 252H117V253H118ZM143 252H144V251H143ZM154 252H155V251H154ZM206 252H207V251H206ZM206 252H204V253L206 254ZM212 252H213V251H212ZM212 252H211V253H212ZM217 252H218V251H217ZM241 252H242V251H241ZM248 252H249V251H248ZM248 252H247V253H248ZM254 252H256V251H254ZM254 252H253V253H254ZM13 253H15V254H13V255H15L14 257H16V255H17L16 251L13 252ZM23 253H25V252H23ZM41 253H43V252H41ZM44 253H45V252H44ZM55 253H56V252H55ZM55 253H54V254H55ZM57 253H58V252H57ZM63 253H64V252H63ZM112 253H113V252H112ZM123 253H124V252H123ZM126 253H127V252H126ZM128 253H129V252H128ZM131 253H132V252H131ZM131 253H129V255H131ZM136 253H137V251H136ZM151 253H152V252H151ZM151 253H150V254H151ZM162 253H163V252H162ZM162 253H161V255H162ZM166 253H168V252H166ZM193 253H194V252H193ZM253 253H252V254H253ZM18 254H19V253H18ZM36 254H37V253H36ZM36 254H35V255H36ZM47 254H50V253H47ZM81 254H82V253H81ZM144 254H145V253H143V255H144ZM168 254H169V253H168ZM170 254H171V253H170ZM178 254H179V253H178ZM181 254H182V252H181ZM198 254H199V253H198ZM250 254H251V253H250ZM259 254H260V253H259ZM19 255H20V254H19ZM24 255H26V253H25ZM32 255H33V254H32ZM35 255H34V258L36 257ZM44 255H46V254H44ZM44 255H43V257H44ZM62 255H63V254H62ZM66 255H67V254H66ZM70 255H72V253H70ZM120 255H123V254H120ZM143 255H142V256H143ZM156 255H157V254H156ZM176 255H177V254H176ZM179 255H180V254H179ZM238 255H240V254H238ZM243 255H244V254H243ZM245 255H246V253H245ZM245 255H244V256H245ZM255 255H256V253H255ZM0 256H2V255H0ZM20 256H21V255H20ZM26 256L29 257L30 255H26ZM37 256L42 257L41 254H39V255H37ZM49 256H51V254H50ZM49 256H48V257H49ZM56 256H57V255H55V257H56ZM59 256H60V255H58V257H59ZM67 256H68V255H67ZM125 256H127V255L125 254ZM136 256H137V255H136ZM139 256H140V255H139ZM154 256H155V254H154ZM166 256H167V255H166ZM182 256H183V254H182ZM191 256H192V255H191ZM196 256H197V255H196ZM196 256H195V257H196ZM201 256H202V255H201ZM210 256H211V255H210ZM215 256H216V255H215ZM223 256H224V255H223ZM227 256H228V255H227ZM227 256H225V257H227ZM261 256H262V255H261ZM3 257H4V255H3ZM8 257H9V256H8ZM30 257H31V256H30ZM32 257H33V256H32ZM32 257H31V258H32ZM40 257H38V258H40ZM55 257H53V255H52L51 258H55ZM60 257H62V256H60ZM60 257H59V258H60ZM69 257H72V256H69ZM69 257H68V259H69ZM73 257H74V256H73ZM73 257H72V258H73ZM127 257H128V256H127ZM127 257H125V258H127ZM129 257H130V256H129ZM129 257H128V258H129ZM143 257H144V256H143ZM146 257H147V256L145 255V261H146ZM162 257H163V256H162ZM167 257H168V256H167ZM177 257H178V256H177ZM188 257H189V255H188ZM212 257H213V255H212ZM258 257H259V256H258ZM31 258H30V259H31ZM45 258H47V256H46ZM63 258H64V256H63ZM65 258H66V257H65ZM122 258H123V256H122ZM149 258H150V257H149ZM197 258H198V257H197ZM221 258H222V256H221ZM234 258H235V257H234ZM242 258H243V257H242ZM255 258H257V257H255ZM259 258H260V257H259ZM261 258H263V257H261ZM0 259H1V258H0ZM2 259H3V258H2ZM15 259H16V258H13V260H15ZM21 259H23V257H21ZM35 259H36V258H35ZM35 259H33V260H35ZM40 259H41V258H40ZM42 259H44V258H42ZM47 259H48V258H47ZM49 259H50V258H49ZM56 259H57V257H56ZM60 259H61V258H60ZM162 259H163V258H162ZM164 259H165V258H164ZM178 259H180V258H178ZM181 259H182V258H181ZM194 259H195V258H194ZM204 259H205V258H204ZM218 259H219V258H218ZM225 259H226V258H225ZM231 259H232V258H231ZM244 259H246V258H244ZM250 259H251V258H250ZM11 260H12V259H10V261H11ZM24 260H25V259H24ZM26 260H27V259H26ZM26 260H25V263L23 262L22 264H26ZM28 260H29V259H28ZM28 260H27V261H28ZM57 260H59V259H57ZM57 260H56V261H53V262H57ZM66 260H67V259H66ZM83 260H84V258H83L81 261H83ZM115 260H116V259H115ZM124 260H125V259H124ZM126 260H127V259H126ZM138 260H139V259H138ZM153 260H154V259H153ZM192 260H193V259H192ZM258 260H259V259H258ZM16 261H17V259H16ZM16 261H15V263H16ZM19 261H20V263H21V260H20V259H19ZM19 261H18V262H19ZM37 261H38V260L36 259L35 262L37 263ZM40 261H41V260H40ZM40 261H38V262H40ZM45 261H46V260L44 259L42 262L46 263ZM47 261H48V260H47ZM50 261L52 262V259H51ZM63 261H65V260H63ZM74 261H75V260H74ZM99 261H100V260H99ZM135 261H136V260H135ZM139 261H140V260H139ZM168 261H169V260H168ZM176 261H177V260H175V262H176ZM184 261H185V260H184ZM187 261H188V259H187ZM220 261H221V259H220ZM224 261H225V260H224ZM237 261H238V260H237ZM237 261H236V262H237ZM244 261H245V260H244ZM246 261H247V260H246ZM2 262H3V261H2ZM7 262H8V261H7ZM12 262L14 263V261H12ZM18 262H17L16 264H18ZM31 262H33V261L31 260ZM35 262H33V263H35ZM42 262H41V263H42ZM48 262H49V261H48ZM48 262H47L46 264H48ZM51 262H49V263H51ZM59 262H60V261H58V263H59ZM123 262H124V261H123ZM132 262H133V261H132ZM169 262H170V261H169ZM173 262H174V261H173ZM180 262H182V261L180 260ZM213 262H214V261H213ZM216 262H218V261H216ZM227 262H228V261H227ZM257 262H258V261H257ZM0 263H1V262H0ZM13 263H12V264H13ZM27 263H28V262H27ZM36 263H35V264H36ZM61 263H62V262H61ZM61 263H60V264H61ZM64 263H66V262H64ZM64 263H63V264H64ZM73 263H74V262H73ZM80 263H81V262H80ZM84 263H85V260H84ZM96 263H97V261H96ZM124 263H125V262H124ZM124 263H123V264H124ZM139 263H140V262H139ZM151 263H153V262L151 261ZM159 263H160V262H159ZM165 263H166V262H165ZM165 263H164V264H165ZM176 263H177V262H176ZM190 263H191V262H190ZM200 263H201V262H200ZM211 263H212V262H211ZM220 263H221V262H220ZM225 263H226V262H225ZM240 263H241V262H240ZM252 263H254V262H253V259H252ZM9 264H10V263H9ZM31 264H32V263H31ZM37 264H40V263H37ZM51 264H54V263H51ZM68 264H69V263H68ZM70 264H71V262H70ZM75 264H77V263L75 262ZM81 264H83V263H81ZM100 264H102L101 261H100ZM125 264H126V263H125ZM133 264H134V263H133ZM137 264H138V263H137ZM149 264H150V263H149ZM160 264H161V263H160ZM183 264H184V262H183ZM193 264H194V263H193ZM255 264H256V262H255ZM258 264H259V263H258ZM261 264H263V262H262Z\"/></svg>",
    "mask_w": 264,
    "mask_h": 264
},
{
    "label": "crops",
    "instance_id": "3",
    "mask_svg": "<svg viewBox=\"0 0 264 264\" xmlns=\"http://www.w3.org/2000/svg\"><path fill=\"white\" fill-rule=\"evenodd\" d=\"M242 30H241V27H238L237 28V30L232 34V36L231 37H228V38H224V37H222L221 38V45L223 46V47H226L227 48V52L229 53H227L228 54V56H229V60H228V62H227V64H225V65H220V66H217V69H216V73L218 74L217 75V84L219 85H217V98L219 99H217V103H219V105L221 104V102L223 103V105L221 104V107L222 106H224V108L222 107V109H224L223 111L225 112L226 111V113H224V118L226 119L227 118V120H225L226 121V123L228 124V125H231V126H235V127H239L240 126V128H246V129H248L249 131H252V130H254V131H258V134H260V136H261V138L263 139L262 141L264 142V71H263V69H261V70H252V69H250L248 66H247V64H245V62H243L242 61V58H243V56H241V51H242V48H243V46H244V41H243V37H242ZM232 46V47H231ZM236 48V49H235ZM232 49V50H231ZM236 53H235V52ZM234 53V54H233ZM235 54H237V56L235 55ZM240 54V55H239ZM235 55V56H234ZM240 57H239V56ZM234 56V57H233ZM242 57V58H241ZM231 67H233V68H231ZM227 68H229V70L227 69ZM231 68V69H230ZM238 70H236V69ZM221 71H220V70ZM222 69H223V71H222ZM227 69V70H226ZM219 70V71H218ZM233 70V71H232ZM228 71V72H227ZM237 71V76L235 77L234 75H235V72ZM248 71V72H247ZM250 71V72H249ZM257 71H258V73H257ZM263 71V75H262V72ZM225 74H224V73ZM240 72V73H239ZM241 72H244L243 74L245 75V73H246V75L247 76H244ZM234 73V74H233ZM238 73H239V75H238ZM227 74H229L228 76H227ZM230 74H232V76L230 75ZM249 74H255V75H253L252 77H253V79H252V77H251V75H249ZM258 75V76H257ZM244 77V79L242 80V79H240L241 77ZM229 77V78H228ZM235 77V81L233 80V78ZM242 77V78H243ZM257 79H256V78ZM260 77V78H259ZM220 78V79H219ZM224 78V79H223ZM225 78H226V80H225ZM248 78V79H247ZM252 79V80H250V79ZM261 79H263V80H261ZM220 80V81H219ZM231 80H232V82H231ZM239 80H240V82H239ZM241 80H242V83H241ZM259 80V81H258ZM234 81V82H233ZM246 81V82H245ZM248 81V82H247ZM249 81H250V83H252V84H250L249 83ZM252 81V82H251ZM256 83H255V82ZM263 81V82H262ZM229 82V83H228ZM246 83V84H244V83ZM262 82V83H261ZM222 83H224V84H222ZM228 85H227V84ZM254 83H255V85H254ZM232 84V85H231ZM241 84V85H240ZM242 84L243 85H245V86H242ZM250 84V85H249ZM222 85V86H221ZM231 85V86H230ZM237 85V88L235 87ZM248 85H249V87H248ZM256 86V88L254 87V86ZM226 86V88H224ZM227 86H229V87H227ZM240 86L242 87V88H240ZM247 86V87H246ZM258 86V87H257ZM260 86V87H259ZM221 88V89H220ZM232 88V89H231ZM234 88H236V89H234ZM244 88V89H243ZM247 88V89H246ZM220 89V90H219ZM226 89H228V90H226ZM229 89H231L232 90V92H231V90H230V94H229ZM238 89V90H237ZM257 89V90H256ZM247 90V91H246ZM219 91H220V94H219ZM257 91H258V93H257ZM228 92V93H227ZM262 93V94H261ZM225 94H227L226 96H225ZM220 95H221V97H220ZM222 95H223V97H222ZM232 95H233V97H232ZM257 95V96H256ZM229 98H228V97ZM243 96V97H242ZM260 96V97H259ZM226 97H227V99H226ZM230 97H231V100H230ZM240 97V98H239ZM262 97H263V99H262ZM233 98V99H232ZM238 98H239V100H238ZM221 99V100H220ZM242 99H244V100H242ZM261 102H259V101ZM219 101V102H218ZM233 101V102H232ZM235 101V102H234ZM237 101H238V103H240V104H238L237 103ZM240 101V102H239ZM232 102V103H231ZM225 103V104H224ZM227 103V104H226ZM229 104V105H228ZM262 104V105H261ZM229 107H228V106ZM235 105V106H234ZM242 105V106H241ZM239 106V107H238ZM248 106H249V108H248ZM228 107V108H227ZM230 107H232V108H230ZM236 107V108H235ZM246 107H247V109H246ZM239 108V109H238ZM242 108H243V110L244 109H246V112H245V110L242 112ZM231 109V110H230ZM233 110V111H232ZM236 110V111H235ZM263 110V111H262ZM228 111H230V112H228ZM232 111V112H231ZM248 112V113H247ZM232 113V114H231ZM226 114V115H225ZM231 114V115H230ZM238 114V115H237ZM248 114V115H247ZM229 115L230 116H232V117H229ZM226 116V117H225ZM235 117V118H234ZM245 117V118H244ZM248 117V118H247ZM249 117H251L250 119H249ZM237 118V119H236ZM232 119V121H233V123H232V121H230ZM236 119V120H235ZM243 120H245V121H243ZM228 121V122H227ZM231 122V123H230ZM237 122H239V123H237ZM230 123V124H229ZM234 123H236L235 125H234ZM243 124V125H242ZM246 126V127H245Z\"/></svg>",
    "mask_w": 264,
    "mask_h": 264
}]
</instances>
